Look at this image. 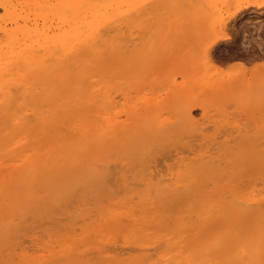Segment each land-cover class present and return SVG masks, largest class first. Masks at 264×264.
I'll return each instance as SVG.
<instances>
[{
  "label": "bare ground",
  "instance_id": "bare-ground-1",
  "mask_svg": "<svg viewBox=\"0 0 264 264\" xmlns=\"http://www.w3.org/2000/svg\"><path fill=\"white\" fill-rule=\"evenodd\" d=\"M156 1H158V2L160 1L161 2V3L159 2V4H161L162 6L159 5V4L157 5V7L159 9H160V6H161V8L162 7H164V8L166 7V10H168V8L170 10V8L173 7L174 10L176 12H178L177 15H176V13H175L174 10L173 11H171V10L170 11H166V12L170 13L168 16H170L171 14H173V15L175 14L176 17L178 16V18H180L179 22H175L177 20L176 19V20L173 21L176 24L173 23V26H172V24L169 23L170 26L168 27L167 26L168 20H169V22L170 21L172 22L171 19L173 18V16H172V18L169 19V17L165 15L166 18L167 17L168 18L166 20L167 21V24H166V26H164V29L167 30V28H168V30L166 32L162 28V31L164 33L161 32L162 35H160V36H162V37L160 39H162V38L165 39V37L167 35L166 33H168V32H169L170 36L172 35V37H173V35H176L175 32H177L179 30H180L179 32L181 33V31L183 30L182 27L185 26L187 23H189V24H187V25H189V27L191 26L190 23H193V24L195 23L196 27H194V28H196V30L193 29V27H192V30H193L192 32L193 33H195L197 31V29H198V31L200 29L202 30L203 27L205 26L206 28H204V29L206 31H204V32L206 34L207 33V30L210 29L209 28V25L207 23H210L211 20H213L214 23L212 21L210 23V26H211L210 32L213 31V33H215L216 35L215 36H211V33L209 34L211 36V41H209V43L212 42V44H213L218 39H224L221 35H218V32L220 31V26L219 27L218 26L217 27H214L215 26V23L217 22V20H216L217 19L216 18L217 16L215 18L214 17H211L212 19H209L210 16L209 17L208 16L206 17V15H205V13L207 12V9H211L213 7L212 5L214 4L213 2H215V0H199V2L198 1H196V2L197 3H200V1H201L200 5H195V6H192V4H191V3H193V0H92V1L87 2L90 5L87 8H85V9H82L85 0H60L57 4L56 3L55 4L57 5V10L56 11L59 14L62 13L61 15H64L67 12H70L69 18L72 21H74L77 18V16H78L77 13L78 12H81V14H83L82 11H85V12L91 13L92 16H95V15L99 14V10L102 12V10H101L102 7L109 8L111 11H112L111 8L116 7L117 10L119 11L118 14H119L120 17H121V15L122 16L125 15L124 13L128 12L129 10L131 11V9H133V13L135 12L134 13V16H132V14H130L131 13L130 12L129 14H126L125 15V18L127 17V15H131L129 17L131 19V17H135V15H136L137 16L136 19H133V22H134L135 20L137 21L138 16L140 14H142V17L139 16L140 18H139V21H137V22L139 23L142 20L140 22L141 24L140 23L139 24L140 25H143L142 23H144V22L146 23V21L148 20V18L150 20V17H149L150 15H151V21L154 19V17L152 16L153 14H151L153 12H149L147 10V8H144V7L145 6H148V4L150 5V2L154 4V2L156 3ZM216 1L218 2L219 0H216ZM196 2H194V3L196 4ZM225 2H226V0H225ZM30 3H31V1H30ZM88 4H86V6ZM153 4H151V5H153ZM221 4H223V1H222ZM127 5L129 6V8L131 6V8L128 9L127 11H125L123 8H125V7L127 8L128 7ZM164 5H167L168 8H167V6H164ZM214 6H216V4H214ZM179 7H181V8H179ZM149 8H152V6H148V9ZM215 8H217V10H218V7H215ZM121 9H123V10H121ZM155 9H157V8L155 7ZM155 9H154V6H153V9L152 10L150 9V10L153 11ZM159 9H157V10H159ZM221 10H223V9H221ZM145 11H146V14L149 12V15H147L148 18L146 17V14L144 15V13H143ZM209 11H208V13H209ZM136 12L139 15H137ZM157 12H159V11H157ZM166 12H164V13H166ZM172 12H174V13H172ZM180 12H181V15H179ZM89 13L86 14V15L89 16ZM213 13H214V11H213ZM107 14L104 11V14L103 15L105 16ZM109 14L113 15V17H114V12H113V14L110 12ZM157 14L155 16H157ZM159 14H162V13H159ZM211 14H212V12H211ZM101 15H102V13H101ZM117 15L115 13V16H116V24L112 25V23L115 21V19L112 16H110L111 18H108L107 17L108 19H106V17H101V18H105V20H106V21L104 20L105 22L103 21V19H101V20L106 25L103 24V26H102V25H100L101 22H99L100 24L97 23L98 21H96V23L98 25H100V28L96 27V24H95V26L90 25V24H85L84 25V28L82 27L83 29H85L84 32L83 31L82 32L80 31V27H79L80 25L79 26H76V27H73V26L71 27L70 24L68 26L69 29L67 28L68 30H64V31H62V30H60V31L59 30H56L57 32H53L52 34H49L48 32H45L44 30L42 32H37L38 29H35V30H37L36 32L31 33L29 31H24V30H22V28H20L18 30L12 31L11 33H6L5 36L7 37V39L0 41V156H2L3 158L4 157H7L6 160H9L11 162L10 164H8V166L6 165L7 163H5V165H6L5 168H3L4 166L3 167L1 166L3 164V162H0V167L3 168V169L0 168V198L2 199V202L0 200V204L3 203V201H4L2 208L5 209L6 211L13 210L14 209L13 207L15 205H17L18 203L20 204L19 201H20L22 192L26 191V196L28 198H32L31 197L32 196V193L35 192V191L32 190L31 184L35 180L40 181V180L44 179L47 176V174H48V170L47 169H50V168H54L55 169V168L62 167V168H64L63 169L64 170V174H70L71 171H69L70 169L68 167H70V166L75 167V165L79 162V160L81 158H85L86 159V157H88V159H89L88 160V163H87V165L85 167V173L87 175L92 176L95 180L101 182V180H103V178L105 179V177L107 176V173H106L107 170H105L107 168V165L104 166L103 163L101 162L102 165L104 167H106L104 169V171H105L106 174H105V176H103L104 175L103 174L104 171L103 170H99L100 168L99 169L97 168V166L98 167L101 166V163L100 164L99 163L96 164V162L98 161V158H96V157H98L97 156L98 154L106 153L111 147L122 148V150H123V148L124 149H128V147H130L132 150H138V151L143 150L148 145H152V143L154 142L155 139L153 141H149V139H147L144 136L145 133L144 134H143V132L142 133H139V130L147 131L148 128L149 129H155L156 126H157V128H158V126L159 127L161 125L163 126V123L166 120H169L167 118H166V120L165 119L160 120V118H159L160 113H158L159 111H161V108H159L160 106L158 107V104L160 102H158V104L156 102H154V104H153V102L148 101V99L145 100V101H143V100L141 101L143 103L142 104L143 105L142 108L140 107L141 105L138 106L139 104H137L138 107L136 105H134V103H135L134 101H133L134 103L132 102V105L133 106L132 105L130 106V102H131L130 101L129 102V107L131 109L129 111L126 109L127 112H124L123 116L121 115L124 119H122V117L119 116L120 113L122 112V111H120V108H119V111L120 112L118 110H116L117 108L114 110V112H112V109L116 107V104L118 103L117 101H119L120 97L121 98L122 97L125 98V96H123V95L124 94L126 95V93L128 91V89L127 90H125V89L130 84V81H133L134 80V79H132L133 76H132L131 79H128V80L125 79V75L128 73V71H126V69L132 71V69H133L132 67H133L134 63L136 61H138L137 60L138 57L141 59V61H143L144 59L142 60V58H143L144 54L146 53V50H148V53L149 54H150V51L149 50H151V56L152 55L153 56L155 55L154 58L151 61H150L149 58H148L149 60H147L149 62L155 61V62H153V64H155V65L156 64L161 65V64H164L166 62H170L171 63V61H173V60L175 62L177 60L176 63H178L179 65H180V62H182L181 65H183V64H185V61H184V63H183V61H180L179 62V60L176 59V58H178L177 56L182 57L180 51H183L184 52L186 49H188V47H186V46H188V43H182V45L185 47V49L182 50V48H184V47L181 46L182 47L181 50L180 51H177V48H180V46H179L181 44L180 41H183L184 42V40H181L182 37H184V36H182L181 38L179 36L178 37L176 36L177 38L174 36L176 38V40L174 39V42L172 44L173 47L169 48L170 47L169 46L170 43L168 42L169 43L168 44L169 47H166L167 49H165L163 52L160 51L161 54H158L157 55V51L155 52V47L157 46L156 44H158L159 41H158V43L155 44L156 46L153 45V43L155 41H153L152 44L149 43V42H151V40L149 39L151 37L150 35H152L153 33L152 34L151 33L150 34H147V33L151 32V31L153 32V30H151V28L153 26V23H152L151 27L150 26H146L148 23L151 22V21L150 22L147 21L148 23H146V25L145 26L143 25V26L144 27H147V28L150 27L149 28L150 30H149V32H147L148 29L145 28V30L146 29L147 30L144 31V33H141V34H145V32H146V34L144 36H147V37L150 36L149 38L145 37V38H147L146 41L148 42V45H147V42L142 41V44H141V41H140L139 43L141 44V46L146 43V47L147 48L144 47L145 48L144 49L145 52H144V50L143 51L141 50L143 48L139 49V51H141V52H139L138 51V44H139L138 41L139 40L137 41V39L140 38V37L143 38L144 36L143 37H142V35L140 36L138 34L139 33L138 32L137 34H138L139 37H137V35H136V37H134V36L132 37L133 33L130 32L131 29L128 32L126 31V30L129 29V26L127 27V29L124 28V23L122 22V19H125V18L122 17L121 19L117 20ZM175 15H174V18H175ZM212 15L215 16V14H212ZM222 15H220V16H222ZM144 16H145V18H147L146 21L143 20L144 19L143 18ZM79 17H80V15H79ZM152 17H153V19H152ZM80 18L78 19V21L82 19V18L81 19ZM84 18H85V16H84ZM166 18H163V20L166 19ZM70 19H68V20H70ZM126 19L128 20V18H126ZM126 19H125V21H126ZM201 19L202 20H205L204 21V25H202L203 24L202 23L203 21L199 22ZM58 20H59V18H58ZM66 20L67 19H64V21H66ZM83 20H85V19H83ZM159 20H161V18H159V16H157L155 21H159ZM155 21H154V24L156 23ZM206 21H208V22H206ZM75 22H76V20H75ZM128 23H129V21H128ZM128 23H125L126 26H127ZM162 23L164 24L165 23V20ZM183 23H184V25H182ZM131 24L133 25V23H131ZM193 24H192V26H195ZM197 24H199L198 25V26H200L199 28H198ZM101 26H102V28H101ZM138 26L139 25H137L136 27H138ZM157 26H159V27H157ZM157 26L154 29H156V31H157V29L161 31V29H160V23ZM141 27H140V30H141ZM144 27H142V29ZM161 27H163V25ZM171 27L174 28V31H173V29ZM169 28H171V30H172L171 32H174L175 34H173V33L171 34ZM178 28H179V30H178ZM61 29H63V28H61ZM99 29H101V30L104 29V30H103V32H101V30H99ZM135 30L136 29H133L132 31L134 32ZM215 30H217L218 32L216 33ZM137 31H138V28H137ZM160 31H158V32H160ZM198 31L196 33H198L199 34L198 37L201 38L200 35L203 32L199 33ZM158 32H157L156 40H157V38L160 37L158 34H161V33H158ZM179 32H177V34ZM154 33H155V31H154ZM185 33L187 34V31H185ZM164 34H166V35H164ZM169 34H168V36H169ZM18 35H20L21 38L16 39V37ZM155 35H156V33H155ZM155 35L154 36L152 35V37L154 38ZM194 35L197 36V34H194ZM145 38H144V40H145ZM185 39H186V37H185ZM208 40H210V39H208ZM167 41H168V39L167 40L165 39V42L160 41L163 44H159V45L160 46L162 45V48H164V43L166 45V42ZM224 41H225V39H224ZM247 42H246V44H247ZM178 43H180V44H178ZM189 43H191V41H189ZM175 44L176 45L178 44L179 47L176 46V48H174V45ZM246 44H245V46H243V48L245 50H246L247 45H248V44L247 45ZM150 45L153 46V49L154 50H152V47H150ZM260 47L258 49V51H259L258 52V56H261V53H260L261 52L260 51L261 49H260ZM160 48L159 49L157 48V50L159 51ZM208 48L205 49V50L203 49L204 50L203 51L204 53H203V57L202 56L201 57L203 58V61H204L205 65L207 63V66L210 65L211 67H214L215 68L216 66H214L215 65L214 59L210 55V53L208 51L209 50ZM248 51H247V54H248ZM153 52H155V53L153 54ZM160 52H158V53H160ZM178 52H180V54ZM262 52H263V50H262ZM176 53L178 55H176ZM148 55L145 56V59H147L146 57H148ZM195 58L196 57L192 58L191 61L196 60ZM248 58H249V56H248ZM141 61H140V63H137L136 65L137 66H139V65L142 66L141 65L142 63H144V64L146 63V61L145 62H142V63H141ZM190 62H188V64H187L188 66L186 65V67L185 66H182L181 67V70H182L181 72H183V69H184V71L188 72L187 74H189L191 72L190 70H193L196 67L195 65H194V68H192L193 66H190V65L196 64V63H194L195 61H193V63L192 62L190 63ZM155 65H153L152 68H151V65L150 66H147L146 69L148 70V67L151 68V69H153L155 67ZM173 67H175V65H173V66L170 65L168 67L169 68L168 71L171 72L172 71L171 69H173ZM190 67H191V69H190ZM199 67L200 68H198V67L195 68L194 71L196 72V70H199L201 68H204V65L202 66L200 64ZM133 70H135V69H133ZM145 70L143 69L142 74L144 73ZM130 71H129V73H130ZM136 71H139V73H140L141 72L140 67H139V70L136 68ZM194 71L191 72V73H194ZM145 72L147 74L148 71H145ZM176 72L178 73L179 71H176ZM176 72H174V73L172 72L171 76L173 78L170 75L167 76L168 77V80L166 81V83H167V87H169L170 91H169V96L165 100L166 101L169 100L170 102H172V101H175V100L178 101L180 98H183L184 99V104H181V105H183V107L181 106L180 108H178L177 106H175L176 107V113H178V116L179 117H182V118L185 117V118H188L190 120V119H192V115H191V110L192 109L199 108L201 110H205V107L200 102H196V101H192L191 102L189 100L191 97L189 98V96L186 95L185 92L183 91L185 89V87L184 86H183L184 88L183 87H179V85H176L174 83V80L173 79H174V75L177 74ZM184 73H181L182 74L181 75L182 77L183 76H186V75H184ZM191 73H190V75H192ZM201 73H203V72H201ZM123 74H125V75L123 76ZM203 75L204 74H202L201 76L198 75V76H200L199 77L200 79L196 75L197 78H195V79H197L198 81H202V80H204V79L201 78ZM122 76L124 77V79H122ZM130 76H128V78H130ZM136 76H138V75H135L134 78H137L139 80L140 78H138ZM165 77H166V75H165ZM206 77H204L205 78L204 81H206V79H207ZM187 79H188V77H187ZM187 79H186V81H188L190 78L188 80ZM195 79L194 80L192 79L193 80V81L191 80L192 82H189V81L187 82L188 84L189 83L190 84L192 83L191 85L189 84V88L190 87L191 88L192 87L197 88L203 82L202 81L201 83H198L199 85L197 86L195 84V83H197ZM126 80H127V82H126ZM138 80H135V81H138ZM135 81H133V83ZM124 82H126V84H123L124 85L123 86L121 83H124ZM138 82H137V84H139ZM213 83L214 82H212V80H211V83H207V85L208 84L211 85ZM215 83H217L215 86L220 85L221 86L220 88L222 90L224 89V91H228V89H230L233 86V83L231 82L230 79H227V81L221 80L219 82V84H218V82L216 80ZM257 83L259 85L261 84V86L264 85V75L259 76V79H258V82ZM134 84H132V85H134ZM137 84L135 86H133V88H132V85L130 84L131 85L130 87L132 89H135V90L137 89V91H138V88L139 87L137 86ZM194 84L196 86H194ZM121 85H122V87H121ZM250 85H253V83H250ZM186 86H188V85H186ZM211 86L214 87V85H211ZM124 87H125V89H123ZM251 87L252 86H250V88ZM162 88H164V87H162ZM189 88H187V89L189 90ZM120 90H122V91H120ZM123 90H125V93H124ZM118 91L119 92H123L124 94L122 95ZM186 92L188 93V91H186ZM116 94L118 96L121 94L122 96L120 95L119 99L115 100ZM138 97H140V96H138ZM138 97H137V99H138ZM126 99H127V96H126ZM133 100H134V98H133ZM123 101H125V100H123ZM136 101L138 103L140 102L138 100H136ZM148 102H150V103H148ZM119 104H122L121 106L123 107L122 100H121V103H118L117 105H119ZM152 104L154 106V110L149 112V110H151L152 107H153ZM149 106H151L150 107L151 109H149ZM166 106H168V105H166ZM129 107H128V109H129ZM158 108H159V110H158ZM84 109H86L89 113L90 112L93 113V111H95V113L98 114V115L94 116L95 114L92 115V113H91V115H90V117L91 116H94L93 118L95 120L92 121V123H94V125L88 123L89 120H90V118H89V115H85V114L82 113V111ZM122 110H125V108L122 109ZM87 111H85V112H87ZM116 111H118V112H116ZM89 113H87V114H89ZM99 114L100 115L103 114V117L101 118ZM86 116L89 119H87V118L84 119V117H86ZM97 117H99L98 120L100 119L99 122H97V120H96ZM96 122H97V124H96ZM63 123H68V124H67V126L66 125L64 126ZM185 123L183 124V126L185 125ZM57 124H60V126H59L60 129L61 128H64L63 131L64 130L66 131L67 127H69L67 129V132H68L69 129H71L72 130V133H75V134H71V132H70L71 130H69L68 134L66 135L67 137H65L63 135H60V133H59V135H58L59 137H58L56 135V132H58V131L61 132V130L60 129L59 130L55 129V128H59V127H57ZM192 127L194 129V126H191L190 128L192 129ZM230 128H232V127H230ZM55 130H57V131L55 132ZM159 130H161V129H159ZM221 131H219V132L221 133ZM230 133H232V132H230ZM233 133H234V131H233ZM43 134H45L46 137L48 135V137L50 139V143H49V145H47V147H44L41 144V140L39 139V137L41 138ZM186 134H188V130H187V133ZM198 134L199 133H196V135H198ZM74 135H75V137H73ZM190 135H193V134H190ZM196 135H193V136H196ZM242 135L240 134L241 137H238L237 138L235 136V134H234L233 138L223 139L222 141H219L218 138H216L218 136H216L214 138L213 135H212L213 138L210 139V137H208L209 140H205L204 142L202 141L203 143L201 142V140H204V138H202V136H201V140H200L201 143L200 144H196L194 142H193V144H189L185 140H184L185 142H183L181 140H178V139L175 140V138H173L175 140V143L174 142L171 143L173 146L171 145L172 148L170 147L173 150L170 151L171 149H169V147H166L165 149H168L166 151L167 154L165 153V151L163 152V155L161 154L162 155L161 156L162 158L164 156V158L171 160V162L173 161L172 164H170V163L169 164H166V160L165 159H162V162L161 163H163V165H165V168H164V171H165L164 173L165 174H163V167H161L162 172L160 171V169H158V167L156 168V165L159 164V162H158L159 159H161L160 156H159L160 158L158 159V161H155V162H158V164L156 163V165H155V162L153 161L155 166H153V163L151 161L149 162V164H152V166H153V167H150L149 166L150 169L153 168L154 169L153 171H156L157 174L156 173L155 174L150 173V171L148 170L149 168L146 169V166H145L144 168L146 169V174H147V172H149L146 175L147 178H145L143 176V175H145V171H143L145 169H142L141 170L142 173L144 172L143 175H141V176L145 179L141 183H143V185H144V182H145L144 188L147 189V190H145L143 188L144 189V192H143V189L141 191L144 194L147 191L146 194H145V195H147L148 192L150 193V190L153 191V189H154L155 190L154 192L156 193V196L151 195L152 193H150V195H151V197L149 195V197L151 198L150 201H152V200L155 201V199L157 200V198H156L157 196H161L160 198L163 199V200H165V198H163L162 196H164V197H167L168 196L169 197L171 195L172 197L177 198L179 196V190H178V188H181V186H182L183 189L185 188L188 191V189H187L188 186L181 185V180L182 179H180V177L182 178V176H184V177L186 176L187 178H190L189 181H192V183L194 182V186L196 184V186L198 185L203 190V192L201 194L203 196H205V197L202 198L204 201L202 199H200V198L199 199L201 201L199 199L196 200V201H200L198 203H201V206L199 204L198 207H197V209L195 208V210L194 209L192 210L191 209L192 206L190 204V208L187 206V208L185 209L186 211L187 210H190V212L187 211V212H189L188 213L189 215H190V213L193 214L190 217L188 215L187 216L188 219L183 218L185 216H182L181 215V213H182L181 211L184 212V208L186 206L184 208H182L181 211L175 212V213H178V214H174V213H171L170 214L171 216H172V214H174V218L175 217L176 218H179V219H176L175 218L177 221H175V220L172 221V222H175V224L177 222V225L171 224L172 222H169L170 225H174V226L173 227L172 226H169V227L166 226L167 225V224H165L166 221L163 222V219H162V221H159L162 218L160 216V213H158L159 215L157 216V219H159V216L161 217L158 221H157V219L155 217H153V222H154V219H155V221H157L156 224H159V223L161 224L162 223L160 227H165L166 226L164 228V230L166 229V231H165L166 233H167L168 229H170L171 227L172 228H176L177 227L176 229H173V230H176L175 231V235H174L175 238L177 236H179L180 234H181L179 236L180 239H184L183 237L187 238L188 235H186V234H189V232L191 231L190 233L197 234V236H200L199 237V240H203V241H204V239H203L204 236L203 237L201 236L203 233H205L203 235H206L205 236L206 238L207 237H210V233H212V235H213V233H233L232 236H234V235H241V233H251V235L253 236V237L250 236L251 239L248 238L249 239L248 245L250 244L249 246H247V243L246 244H244V243L242 244L241 242H236L240 237L237 238V236H235L237 238V240L234 238L233 240L228 241V242L220 241V242L214 244V246L210 250H208V251H207V248H205V250L207 252H205V250H204V253H200V258L198 259L200 264H201L200 261L203 262L204 260H208V262L205 261L207 264H210V262H211V264H214V261H215L214 256L223 259L224 260V263L223 262H220V263H223V264H245L243 262V257L241 255L242 254H243V256L246 255V257L249 258V256H250V255H248V254H250L249 251L253 247H254V251L256 249V247H255L256 244H252L251 245V242L252 241L254 242L255 240H256V242H258L261 239V237L264 236L263 235V236L259 237L260 235H258V233H260V234L261 233H264V163L261 162V160H264V138H261L262 136H260L261 139H259L257 136H254V138H251V137L242 136ZM29 136H32L33 137V141L35 142V144H37V147L36 148L33 147L34 149L32 148V151L33 152L31 154H29L27 150H24V152H21V153L19 152L20 154L19 153L17 154L15 151L18 148V146H21V141L24 138L27 139ZM69 136L73 137L72 138L73 141L70 142V143H68V144H65L66 141H68L69 139H70V141L72 140L71 138H69ZM170 136L171 135H169V137ZM182 136H181V138H182ZM55 137L56 138L58 137L57 139H59L60 141L62 140V143L59 140L56 139L57 142L58 141L60 142V143L59 142L57 143L54 140ZM64 137L67 138V139L65 140ZM186 137H189V135L186 136ZM198 139H200V138H198ZM53 140L56 143V145H59L56 149H54V151L51 150V149H53L51 146H53L55 144L53 142ZM159 140H161V139L159 138ZM167 140L168 139H165V141H167ZM193 140H195V139H193ZM26 141H28V140H26ZM26 141H25V144H26ZM191 141H192V139H191ZM180 142H182V143L179 144ZM52 143H53V145H52ZM22 144H24V141H22ZM159 144L160 143H158V145ZM176 144L178 146L181 145V146L187 147V148H184V149H188V151L187 150L184 151V149L181 150L182 149L181 146H179L180 147V150H179V147L178 146L176 147ZM194 145L197 146V147H195ZM30 146H28V148ZM165 146H163V147H165ZM157 147H159V146H157ZM23 149L24 148H22V150ZM18 150H20V148ZM51 151H53V152H51ZM118 152H119V150H118ZM145 152H146V154H148L147 153L148 152V149ZM116 153H117V151H116ZM116 153H114V151H113L112 154L113 155H118V153L117 154ZM112 154H110V155H112ZM130 154H132V153H130ZM134 154H136V153H134ZM157 155H160V154H157ZM109 156L108 157L106 156L107 159H110V158H113L114 157V156H112V157L110 156V158H109ZM121 157H123V156H121ZM125 157L127 158V156H125ZM3 158H0L1 161H3ZM119 158H120V156H119ZM148 158L149 157H147L146 160H148ZM157 158L158 157H156V160H157ZM114 159L115 160L116 159L119 160L118 158H114ZM125 159H124V161H125ZM142 159H143V156H142ZM153 159H154V157H153ZM115 160H113V161H115ZM120 161L122 162V159ZM142 161H144V160H142ZM164 162H165V164H164ZM126 164H128V163H126ZM143 164H146V163H143ZM143 164H141V165L144 166ZM256 164H260V165L256 166ZM113 165H116V164H113ZM119 165H121V164H119ZM123 165H125V164H123ZM129 165H131V164L129 163ZM137 165L139 166V163ZM172 165L176 169L178 168L179 170H180V168H182V172H179L178 169L177 170L174 169V171H176V173H175L173 171ZM131 166H133V165H131ZM158 166H161V165L159 164ZM109 167H111V166H109ZM134 168H136V167H134ZM140 168H142V167H140ZM155 168L158 169V170H155ZM171 170H172V172H171ZM110 172H113L114 173V171L112 169H111ZM139 172H140V170H139ZM72 175H75V173L72 174ZM164 175H166V177ZM109 176L111 177L112 175L108 174V177ZM245 177H246L247 180L245 179ZM137 178H138V176H137ZM242 178H244L246 180V183L243 182ZM115 179H116V177H115ZM207 179H209V180H207ZM210 179H211V181H210ZM225 179H227V181L226 182L224 181L225 182L224 183L223 180H225ZM85 180H82L81 182H83V181L85 182ZM207 181H210V182H207ZM255 181L257 182L256 184H255ZM182 182H183V180H182ZM205 182L207 184H205ZM221 182H222V184H221ZM39 183L40 182H38V185H41ZM125 183H124V186H122V185L121 186L122 187H125ZM210 183H212V184H210ZM258 183L261 184L262 188L261 189L258 188V190H256L257 187L255 185H258ZM12 184H15V187L13 189H10V191H8V189L13 186ZM92 184H94V183H92ZM101 184H102V182H101ZM122 184H123V182H122ZM208 184L212 185L211 186L212 188L210 187L211 188L210 191L209 190L208 191H204V188L206 187V185L207 186H210ZM85 185H87V184L85 183ZM97 185H99V183H97ZM103 185H105V188H109L110 190L112 188V187L106 186L108 184H103ZM243 185L245 186L244 188H243ZM54 186H53V189L55 187L57 188V186H55V187ZM76 186H77V184H76ZM80 186H81V184H80ZM133 186H134V184H133ZM198 186L195 188V189L198 188V190H197L198 192L197 193L200 192L199 191L200 188ZM58 187H59V185H58ZM83 187H81V188H83ZM138 187H139V185H138ZM147 187H150V188H153V189H150V188H147ZM37 188H38V186H37ZM40 188L42 190V187H40ZM44 188H45V186H44ZM97 188H98V186H97ZM102 188L103 187H101V190H102ZM206 188H208V187H206ZM86 189H89L90 190L89 186L86 187ZM86 189H85L84 193H86V192L89 191V190H86ZM148 189H150V190L148 191ZM38 190L39 189H36L37 192H38ZM73 190H76V189H73ZM123 190H126V189L124 188ZM186 190H184V191L187 192ZM113 191L114 190H112L111 192L113 193ZM127 191L130 192V190H127ZM141 191H139V192H141ZM180 191H181V189H180ZM37 192H35V193H37ZM39 192H40V190H39ZM44 192H47V191H44ZM49 192H50V190H49ZM89 192L91 193V190ZM103 192H105V191H103ZM103 192L100 191V193L104 194ZM116 192H117V190H116ZM124 192H126V191H124ZM129 192L124 193V195L125 194L128 195V194L131 193V192L130 193ZM58 193H60V192H58ZM136 193H137V191H136ZM143 193L141 194L142 197L145 196V195L143 196ZM180 193H183V192H180ZM41 194L42 193L40 192V194H38V195H41ZM65 194L66 193H64V195ZM86 194L88 195L89 193H86ZM137 194H138L137 196H140L141 197L140 193H137ZM61 195H57V197H59V196L62 197ZM105 195H104V197H106ZM112 195H114V193ZM112 195H108L107 198L109 196L110 197H113ZM118 195H119V193H118ZM118 195L115 194V196H118ZM46 196H47V194H46ZM69 196H70V194L68 195L67 198H69ZM137 196H136V200H134L135 201V204H137L140 201V200L137 199ZM184 196H185V194H184ZM190 196H193V195H190ZM190 196H189V198L190 199L192 198V200L195 201L194 198H196V197L193 198V197H190ZM93 197H94V194H93ZM125 197H123L121 199L120 204H122L121 203V202H123L122 200H125L126 199ZM142 197H141V201L140 202L143 201L142 200ZM147 197H145V199ZM149 197H148V199H150ZM33 198L35 200H38L35 197H33ZM63 198L64 197H62V200H63ZM131 198H134L135 199V197H133V195H132ZM131 198L130 197L127 198L126 201L128 199L132 200ZM185 198H186V196H185ZM189 198L187 197V199H185V200H187L186 201V203H187L186 205H189V201H190V200H188ZM65 199H66V197H65ZM170 199H172V198H170ZM177 199H179V198H177ZM41 200H42V198H41ZM45 200H47V198ZM119 200H118V202H119ZM146 200H144L145 202L143 201V204L147 203L148 200L147 201ZM167 200H166V202L169 204V201H167ZM173 200L175 201V199H173ZM49 201H50V199H49ZM59 201H60V203L62 202L61 200H59ZM115 201H117V199L112 202V203H114V208H116L115 210H113L114 208L111 209L113 212L116 211V210L118 211V209L119 210L123 209V210H121V213L123 211L125 213H127L126 211L133 210V207L134 206H131V204L129 202H128V204L132 207L131 209H130V207L128 208V207H123L122 206V205L125 206V204H127V202H125V201H124L125 204H122V205L119 204V205H117L118 207L119 206L122 207L120 209V207L119 208L118 207H115V203H116ZM159 201H161V200L159 199ZM159 201H158V205L162 204L161 202L159 204ZM174 201H173V204L174 205L171 204V206H170V204H169L167 206H169L171 208L173 206L172 209H174V208L179 209V205L181 206V204L176 205V207H174L175 204H176V202H174ZM44 202L49 203L48 201H44ZM100 202H101V200H100ZM130 202H132V201H130ZM46 203H44V204H46ZM53 203H56V202L53 201ZM112 203H110L108 201V204L111 205V208L113 207ZM133 203L134 202H132V204ZM170 203H171V201H170ZM178 203H180V201ZM104 204H105V202H104ZM141 204H138V206H140ZM41 205H42V203H41ZM147 205H148V207H152L153 206V205L150 206L148 203H147ZM147 205L145 204V206H147ZM26 206H28V209H29V204L28 205L26 204ZM96 206H94L95 207V213L96 214H99L100 213L99 210H102L103 209V211L106 212V210L108 209V207H104V208H106V210H104V208H102L100 205H99V207H100V209H99V207L98 206L96 207ZM145 206L142 207V208L145 209L146 208ZM65 207H67V206H65ZM135 207H136L135 209L138 210V207L136 205H135ZM169 207H163L162 208V214L165 213V216H166V212L164 211V209L165 210L166 209L170 210ZM2 208H0V209H2ZM35 208H36V206H35ZM57 208H58V206H57ZM96 208H97V210L99 212L96 210ZM125 208H128V209L126 210ZM142 208H139V209L141 210ZM17 209H19V208H17ZM17 209L15 207V210H17ZM177 209H174V210L176 211ZM41 210H40V212H41ZM49 210H51V209H49ZM52 210H51V212H52ZM140 210H138V211H140ZM150 210L149 211L150 212H153V215H154V213L156 212L154 210V208L152 207V209H150ZM0 211H2V210H0ZM4 211H3V213H4ZM103 211H101V214H99V215H103L102 217L105 216V221L104 222H106V221L109 222L110 220L108 221V219H110L111 216H114V217L116 216V218L118 219V217L121 215L120 212H119V214H118L119 216H118L117 215V213H118L117 211L115 212L116 215L114 213H112V211L110 213L109 210H108L109 212H106V213H103ZM145 211H144V215H143V211H142V215L140 214V212H138L137 213L138 216L140 214L141 216H143L142 219H144L145 218V214H147V212L145 213ZM44 212L45 211H43L41 213H44ZM130 212H132V211H130ZM133 212H134V210H133ZM133 212H132V214H133ZM187 212H184V213L187 215ZM3 213L2 214L0 213V216H3L5 214V213L4 214ZM15 213H17V212H15ZM35 213H36V215H38L39 211L36 212V210H35ZM108 213L110 214V216H108ZM125 213L123 214V216L125 215ZM129 213H127L128 216L131 214V213L130 214ZM135 213H136V211H135ZM169 213L170 212H167V214H169ZM6 214L8 215L10 213L8 212ZM6 214H5V216H7ZM22 214H23L22 217L24 218L25 217L24 216V213H22ZM96 214H95V216H96ZM127 214H126V216H127ZM148 214H150V213L148 212ZM12 215L13 214L11 212V216ZM36 215H35V217H36ZM46 215H47V213H46ZM99 215H98V217H100ZM178 215L182 216V218H180V216H178ZM76 216H77V214H76ZM76 216H75V218H76ZM93 216H94V213H93ZM123 216L121 218L119 217L120 221L122 219V221H125V222L126 221L127 222H130V221L132 222V224L130 226H128L129 224L127 222H126L127 223V226L125 225L126 223L124 224V223H122V221L120 223L121 226H124L125 225L126 228H128V232H127L126 228L124 229L122 227L123 229H121V227L120 228H118V226L115 227L116 226L115 224L117 222H119V221H117V219L116 218H113V217L111 219H113V221L115 220L114 221V223H115L114 224L115 225L114 227L117 228L118 232L120 231L119 229H121L123 231L126 230L125 232H123V231L119 232V235H121V234L123 235V233H127L126 235H123V237L126 236V240H124L125 244H123V245H126V241L130 240V238H131V240H133V242L134 241H135V243L137 242L136 244L132 242L133 247L131 245V240L127 242V245H129V247L131 245V247H132V248L131 247L129 248V249H131V253H132L134 251V250L132 251V249H135V251H136V248L138 246L139 247L137 248V250L142 249L141 243L143 244V241H144V244H145V242L148 239V237L151 236V233L149 232L150 234H149L148 237L146 236L147 238H145V240H142L144 238V236H143V238L140 236L142 239L139 238V237H138L139 239L138 238L135 239L136 237L133 238L135 236V233H134L135 230L134 231H131V232H133V234H130L129 235V233H131V232H129V230L132 229V228L129 229V227H133V224H134V226L135 225H139V222L140 221L137 222L138 224L137 223H134V222H136L134 220L133 221L132 220L128 221L130 218L133 219V215H131L129 218H127L128 216L127 217L124 216L128 220H126L125 218L123 219ZM135 216H134V218H135ZM141 216H140V218H141ZM149 216H152V215L150 214ZM37 217H40V213H39V216H37ZM83 217L84 218H82V220L84 219V221H86L87 217L85 215ZM98 217H96V218H98ZM102 217H100V218H102ZM106 217L108 218L107 220H106ZM8 218H9V216H8ZM11 218L13 220V217H11ZM90 218L91 217H89L88 219H90ZM150 218L151 217H148L147 216L146 219H148V222L145 219L146 220V221H144V222H146L145 225L142 222L143 225H144V227H146V225L148 223H150V221H149ZM165 218H167V217H165ZM24 219H22V221ZM42 219H44V217L41 218V220ZM142 219H140V220H142ZM169 219L170 218H168V220ZM184 219H186V220H184ZM228 219H230L231 222L233 223V226H234L233 228L227 227V226H229L228 223H227L228 225H225L224 224V221H228ZM17 220H18V218H17ZM79 220H81V219H79ZM168 220H167V223H168ZM8 221L9 220L7 219L6 222H8ZM98 221H101L102 224H103V220L102 219L101 220H98ZM98 221H96L95 223L90 224L92 222L91 221L89 223V225H88L90 227V229H91V225H92V227L95 228L96 225H97V223H99ZM169 221H171V220H169ZM2 222L3 223H0V227L1 226H6V223H4L5 222V219ZM75 222H78L79 223V221H75ZM101 222H100V226H101ZM153 222H152V224H154ZM24 223H25V221H24ZM24 223H23V225H24ZM163 223L165 224V226H163L164 225ZM117 224H119V223H117ZM156 224H154V226ZM84 225H85V222H84ZM112 225H110L109 227H111ZM15 226H17V225H15ZM88 226H87V222H86V227H88ZM100 226H98V228H100ZM106 226H107V224H105V228H103V225H102L101 229L106 230V232L107 231L109 232V231L112 230L111 228H110L111 230L110 229L109 230L106 229ZM151 226H153V225H151ZM156 226H158V225H156ZM72 227H71L72 230L74 229L73 231L76 232L78 235H80V233H81L80 230L82 231V229L80 228L81 225L78 226V227H76V228H74V226H72ZM86 227L84 226V229H86ZM109 227L107 226V228H109ZM158 227H156V228H158ZM167 227H168V229H167ZM71 228H69L70 229L69 232L71 231V233H72L73 231L71 230ZM78 228H80V229H78ZM94 228H92V229H94ZM98 228H97V230L100 232L101 230L98 229ZM156 228H152L153 231ZM148 229H150V227H148ZM137 230H141V234L143 233L142 231H144L141 228L139 229V227H137ZM27 231H29V230H27ZM67 231H68V229H67ZM78 231H79V233H78ZM98 231H94V234L93 235H95V233L97 232L96 236H98V234H99L100 240H102L103 237H106V236H102L104 234L103 233L100 234ZM158 231L159 230H156L155 231L156 234H159V233H157ZM101 232H104V231H101ZM115 232L117 233L116 230H115ZM50 233H52V232H50ZM82 233L85 234V233H88V231L87 232H83L82 231ZM82 233H81V235H84ZM137 233H139V232H137ZM154 233L152 235L153 237L156 236V234H154ZM166 233H165V235H166ZM176 233H178L177 236H176ZM182 233H184L185 236H183L184 234L182 235ZM238 233H240V234H238ZM252 233H255V234L253 235ZM8 234H10V232H8ZM67 234H68V232L65 234V236L67 237L66 239H68V236L69 237H72L73 236L70 233H69V235H67ZM89 234L92 235L91 232L88 233V235ZM76 235H75V237L73 236V239L76 238L77 241L78 240L82 241L80 238H77L78 235L77 236ZM86 235H84V236H86ZM88 235H87V237H88ZM90 235H89V237H90ZM105 235H107V237L105 239L106 242H104L103 246L106 244L105 246H107V250H109L108 248L112 249L111 247L113 246V243L115 241L119 240V242H120V239L119 238H121V240L123 239L122 236L121 237L118 236V239L116 237L117 240H115V239L114 240H111L112 239V235L109 234L110 235L109 237H111L110 239H109L107 233H105ZM11 236L13 237L14 234L11 235ZM11 236H10V238H11ZM15 236H14V238H15ZM54 236H55V232H54ZM65 236H63V237H65ZM84 236H82V237H84ZM171 236H173V234ZM181 236H182V238H181ZM49 237H50V235H49ZM51 237H52V234H51ZM60 237H58V238H60ZM95 237H94V239H89V241L91 242L93 240V242H94ZM128 237H130V238L127 239ZM153 237H149V240L147 242H149L150 239L153 238ZM159 237H162V235L159 236ZM179 237H178V239H179ZM96 238L98 239V237H96ZM241 238H242V235H241ZM252 238H253V240H252ZM2 239H4V237ZM53 239H56V237H54ZM60 239H58L59 240V244L56 243L57 239L54 242V243H56V245H61L62 246V247H59L58 249H57V247L55 249H53L55 245L52 244L53 243L52 242L53 240L50 239L51 242H52L51 243L52 245L50 244V246L53 247V248H51L49 246L51 248V252H52V249L54 250V253H55V251H57L55 253L56 254L55 258H54V256L51 255V254H53V252L51 253V252H47V251L46 252L48 254H50V255L46 256V254H45V256L44 255L41 256L43 254V252L41 250V255L40 254H39L40 256L38 255L40 257L39 258L40 261L38 260V263H37V261H36V263L34 261H33L34 263H32L31 262L32 261L31 260V255L28 254V257H30V258H27V256H26L27 253L26 252H25L24 255H25V257L27 259H24L23 262H25V264H46L44 262L45 261H49L48 260V257L52 256L54 259H56L57 256H58L57 253H59V252H60V254L62 252H64L65 254H70V252L73 249V246L75 244H70V241H71L70 239L71 238H69V244H67L66 246H64L65 244H63V243L64 242L67 243L68 240L65 241L63 239V242L61 240V243H60ZM73 239H72V241H73ZM107 239H108L109 242H113V243L112 244L111 243H107ZM169 239H168V241H169ZM257 239H258V241H257ZM171 240H173V239H171ZM187 240H188V238H187ZM205 240L208 241V239H205ZM209 240H211V237H210ZM25 241H26V239H25ZM32 241H35V240H32ZM80 241H78V242H80ZM89 241L86 240L85 241V244L83 243L84 241L83 242H80L78 244L79 246H82L83 245L82 248L84 250L82 249V251H83V253L85 251V254H86V252L90 254L91 251L92 252H93V250L96 251L98 248L102 247L101 246L102 245L101 243H100L101 245L98 244L99 247H97L98 245H95L93 243H91L92 246L90 244H88V243L86 244V242H89ZM97 241L99 242V240H96V242ZM180 241H182V240H179V242ZM15 242H16V240H14L13 245H14ZM74 242H75V239H74ZM119 242H117V243H119ZM153 242H155V241H153ZM160 242L162 243L163 241L160 240L159 242L154 243V244H156L157 247H155L154 245H152V246L155 247V249L153 251L151 250L152 249L151 246H150L151 248L149 246H148L149 248L147 247L148 248L147 250H151L152 251V255H147L146 257H139V258L138 257H133L132 259H130L128 261H125V259H124L125 262H121V261H118L119 258L116 259V258H111L110 256H108L107 258H105L106 260L105 259H103V260H105L104 261L105 264H170L169 261L170 262L173 261V260H171L170 256H168L169 259L168 258L167 259H163V258H165L167 256H165V255L162 256L161 255L162 258L160 256V258L157 259V260H154V259H153V261L151 260L153 254L156 255V256H159V255L155 254L154 252H156V249H158V247H160V245H161ZM173 242L176 243L177 240L176 241H173ZM189 242H190V240H189ZM34 243L36 244L37 241L34 242ZM77 243H76V245H77ZM81 243H83V244H81ZM166 243H167V240H166ZM237 243H238V245H237ZM239 243H241V244H239ZM108 244H110L111 246L108 247ZM5 245H7V244H5ZM13 245H10V247L13 246ZM68 245H70L71 247L68 246ZM76 245L74 246L75 247L74 248L75 251H72V252H76V253H74V255H76L77 253L80 254V252H82L81 249L80 250L78 249V248H81L79 246L77 248L78 250H76ZM94 245H95V247L97 249H92V248H94ZM117 245H119V244H117ZM117 245L115 244V247L116 248L113 247V253H114V249H118L119 247L121 249V247H123L122 244H120L121 246H117ZM134 245L135 246L137 245V247L134 248L135 247ZM241 245L243 247L245 245L247 246V249L249 251H246V249H244V250L246 252H248V254L247 253L244 254L245 252L244 253L243 252L242 253L240 252V250L243 248ZM87 246H90L92 248H89V247L87 248ZM182 246L184 247V245H182ZM182 246H180V248ZM49 247L46 246V248H48V251L50 250ZM186 247H189V248H187L189 250L192 246H189V244L187 245V242H186V246L184 248L186 249ZM5 248H7V247H5ZM11 248L15 249V246H13ZM19 248L20 247H18L16 249V251L14 250L15 253L17 252L18 257H20L19 254H21L20 252L17 251ZM46 248H43L44 249L43 251H45ZM126 248H128V246ZM126 248H124V249L122 248V249L124 251L129 250V249L125 250ZM176 248H178V247H176ZM176 248H174V249H176ZM184 248H182V249H184ZM90 249H92V250L90 251ZM145 249H146V247H145ZM194 249H195V247H192L191 248L192 251ZM20 250L23 253V249H20ZM107 250H98L99 256L104 255V257H105L106 255H105V252L104 251H107ZM238 250H239V252H238ZM244 250H241V251H244ZM14 251H12V252H14ZM110 251H112V250H109L108 252L110 253ZM5 252L7 253L8 251L6 250ZM0 253H3V252L0 251ZM98 253H95L94 255H96V254L98 255ZM109 253H108V255H109ZM127 253H129V252H127ZM190 253H189V256H188V254L186 255V256H188V258H186L185 256H183V258H185L187 260V261H185V264L186 263L187 264L188 263L189 264H192L194 261H197L198 262V260H196V259L199 256L197 258L195 257L196 259H194V256L195 255L193 256V254L192 253L190 254ZM237 253H241V254L239 255ZM255 253L257 255V252L256 251H255ZM7 254H9V252ZM121 254H123V253L122 252L120 253V252L117 251L116 253H114V257L120 256ZM162 254H164V252ZM167 254H169V253H167ZM177 254H179V252ZM201 254H202V256H201ZM203 254H204V256H203ZM206 254L208 255V257L205 259V257L207 256ZM15 255H13V256L16 257ZM0 256H1V254H0ZM33 256H35V255H33ZM191 256H193L194 261H193V259H192ZM21 257H22V255H21ZM79 257L81 258V256H79ZM130 257H131V255H130ZM172 257H174V256H172ZM202 257H204V258H202ZM58 258H57V260H59ZM95 258H97V257H95ZM95 258H93V259H95ZM127 258H129V257H127ZM257 258L258 257H256V259H255L256 261H258ZM50 259H51V257H50ZM84 259H82V260H84ZM160 259H162V260H160ZM4 260H7V259H4ZM57 260L54 261V262H58ZM62 260L64 261V259H62ZM67 260H68V258H67ZM89 260H91V259H89ZM103 260H100V261H103ZM211 260L213 261V263H212ZM12 261H13V259H12ZM16 261H18V260H16ZM51 261L53 263V260L52 259H51ZM78 261H79V263L82 262V261H80V259ZM86 261H87V259H86ZM95 261H98V260H95ZM0 262H2V260ZM4 262H8V261H4ZM76 262L77 261H75V264H76ZM104 262H102V263H104ZM15 263H17V262H15ZM253 263H255V262H253ZM256 263H260V262L258 261ZM4 264H6V263H4ZM19 264H20V262H19ZM47 264H48V262H47ZM50 264H51V262H50ZM85 264H88V263L86 262ZM89 264H91V263H89ZM96 264H101V262H97ZM195 264H197V263H195ZM203 264H204V262H203Z\"/></svg>",
  "mask_w": 264,
  "mask_h": 264
},
{
  "label": "rangeland",
  "instance_id": "rangeland-1",
  "mask_svg": "<svg viewBox=\"0 0 264 264\" xmlns=\"http://www.w3.org/2000/svg\"><path fill=\"white\" fill-rule=\"evenodd\" d=\"M30 1H31V3H30ZM60 0H0V41H2V40H5V39H7V37L5 36V34L6 33H11L12 31H14V30H18V29H20V28H22V30H24V31H29V32H31V33H34V32H36L37 30H35V29H38V31L37 32H42L43 30L45 31V32H48L49 34H52L53 32H57L56 30H62V31H64V30H68L69 28H68V26H69V24H70V26L72 27H76V26H79L80 27V31L82 32H84V30L85 29H83L84 28V25L85 24H90V25H93V26H95V24H96V27H98V28H100V25H102L103 26V24H105L104 22L106 21L105 20V18H101V17H106V19H108V18H111L110 16H112L113 17V15H111V14H109L110 12L113 14V12H114V19H115V23L113 22L112 23V25H114V24H116V16H115V13H116V15L118 14V10H117V8L116 7H113V8H111L112 9V11L109 9V8H104V7H102L101 8V10H102V12L99 10V14H97V15H95V16H92L91 15V13H89V12H85V11H82L83 12V14H81V12H78L77 14H78V16H77V18L75 19L76 20V22H75V20L74 21H72L70 18H69V15H70V12H67L66 14H64V15H61L62 13H58L56 10H57V3L59 2ZM89 1H92V0H85V2H84V5H83V8L82 9H85V8H87L90 4H88L87 2H89ZM196 1H198L199 2V0H193V3H191L192 4V6H195V5H200V3H201V1H200V3H197ZM222 1H223V4H221L222 3ZM160 2V1H159ZM159 2L158 1H156V3L154 2V4L153 3H151L150 2V5L148 4V6H152V8H149L148 9V6H145L144 8H147V10L149 11V12H153V13H151V14H153L152 16L154 17V19L156 20V17L157 16H159V18H161V20H159V21H155L154 19H153V17H152V19L156 22L155 24H154V21L152 20L151 21V15L149 16L150 17V20H149V18L147 17V15H149V12L146 14V11L145 12H143L144 13V15L146 14V17L148 18V20H147V18H145V16L143 17L144 19V21H148V22H150V23H148L147 21H146V23H148L147 25H146V23L144 22V23H142L144 26L146 25V26H150L151 27V25H152V23H153V26H152V28H151V30H153V32L151 31V32H149V28L150 27H144L143 25H140L141 23V21L138 23L137 21H139V18L140 17H142V14H138L137 12V15H139L138 16V18H137V21L135 20L134 22H133V19H136V15H135V17H131V19L129 18L131 15H127V17L126 18H128V20L125 18V15L126 14H129L130 12V14H132V16H134V13H133V9H131V11L129 10L128 12H126V13H124L125 15H121V17L119 16V14L117 15V20H119V19H121L122 17L123 18H125L126 19V21H125V19H122V22L124 23V28L125 29H127V27L129 26V29L128 30H126L127 32L128 31H130V29H131V31L130 32H132L133 33V35H132V37L134 36V37H136V35H137V37H139L138 36V34L141 36L142 35V37L146 34V32H145V34H141V33H144V31H146L147 29H148V31L147 32H149V33H147V34H152L153 36L155 35V33H156V35H155V37L153 38L152 37V35H150L149 37H147V36H144L143 38H138L137 39V41H138V43L141 41V44H142V41H145V42H147L146 41V39L147 38H149L150 40H151V42H149V43H153V41H155L154 43H153V45H155L156 43H158V41H159V43L158 44H156L155 46V52L157 51V55L158 54H161V52H163L165 49H167L166 47H169V48H171V47H173V42H174V39L176 40V38L179 36L180 38L182 37V36H184V37H182V39L181 40H184V42L183 41H180V43H178V44H180L179 46H180V48H177V51H180L181 50V48L182 47H184L183 45H182V43H188V46H186V47H188V49H186L184 52L183 51H180L181 52V56L182 57H179V56H177L178 58H176V59H178L179 60V62L180 61H183V63H184V61H185V64H183V65H181L182 64V62H180V65L178 64V63H176L177 62V60H176V62L173 60V61H171V63L170 62H166V63H164V64H161V65H158V64H153V62H155V61H153V62H149V61H147V60H149L150 59V61L154 58V56L152 55L151 56V50H149L150 51V54L148 53V50H146V53L144 54V56H143V58H142V60L143 61H141V59L138 57L137 58V60L139 61H141V63L142 62H145L146 61V63L144 64V63H142L141 65L142 66H140L139 64V66H137L136 64L137 63H140V61L138 62V61H136L135 63H134V65H133V69H135V70H133L132 69V71H130V70H128V69H126V71H128V75L126 74H123V76L125 75V79H131L132 78V76H133V78L132 79H134L133 81H135V80H138L137 78H134L135 77V75H138V76H136V77H138V78H140L138 81H135L134 83H133V81H130V84L132 85V84H134V85H132V88H133V86H135L136 84H137V82L139 83V84H137V86L139 87H137L138 88V91H137V89L135 90V89H132L130 86V84L126 87V89H125V87L123 88V89H125V90H127L128 89V91H127V93H126V95L124 94L125 93V90H123L124 91V93L123 92H119V93H121L123 96H125V98L124 97H120V95L118 96L117 94H116V96H115V100H117V99H119V97H120V99L122 100V103H123V107L121 106L122 104H119V105H117L118 103H121V100L119 99V101H117L118 103L116 104V107L115 108H113L112 109V112H114V110L116 109V110H118L119 111V108H120V111H122L121 113H120V117H122L123 116V114H124V112H127V110L129 111L131 108L129 107V102H130V106L132 105V102L134 101L135 103L137 102L136 100H138V101H140L139 103L137 102L136 104L134 103V105H136L137 106V104H139L138 106H140L141 108H142V100L143 101H145V100H147L148 99V101H150V102H153V104H154V102H156L157 104H158V102H160L159 104H158V107L159 108H161V111H159L158 113H160V115H159V118H160V120H162V119H165L166 120V118L167 119H169V120H166L164 123H163V126L161 125L160 127L158 126V128L159 129H161V130H159L158 128H157V126L155 127V129H147V131H142V130H139V133H142L143 132V134H144V136L147 138V139H149V141H153L154 139V142L152 143V145H148L145 149H143V150H140V151H138V150H132L130 147H128V149H124L123 148V150H122V148H115V147H111L106 153H102V154H98L97 156L98 157H96V158H98V161L96 162V164L97 163H103V165L104 166H106L107 165V168L106 167H104L103 165H102V163H101V166H97V168L99 169V170H103L104 171V169L105 170H107V176L105 177V179L103 178V180H101V182H102V184H101V182L100 181H97V180H95L92 176H90V175H87L86 173H85V167H86V165H87V163H88V157H86V159L85 158H81L80 160H79V162L75 165V167H73V166H70V167H68L70 170L69 171H71L70 172V174H64V168H62V167H60V168H50V169H47L48 170V174H47V176L44 178V179H42V180H40V181H38V180H35V181H33V183L31 184V188H32V190H34L35 192H37L36 191V189H39L40 190V192L42 193L41 195H38V194H40V192H39V190H38V192L37 193H35V192H33L32 193V198L33 197H35V198H37L38 200H35L34 198L32 199V198H28L27 196H26V191H24V192H22V194H21V198H20V204L18 203L17 205H15L12 209L13 210H9V211H6L5 209H3L2 208V206H3V203H4V201H3V203H1L0 204V208H2V209H0V210H2V211H0V213L2 214L3 213V211H4V213L6 214V213H10V214H6L7 216H5V214L3 215V216H0V221L2 220V221H4V219H5V222L4 223H6V226H1L0 227V251L1 252H3V253H0L1 254V256H0V259L2 260V262H0V264H4V263H6V264H19V262H20V264H25V262H23L24 261V259H27V258H30V257H28V254L29 255H31V262L32 263H36V261H37V263H38V260L40 261V255H41V250H42V252H43V254L41 255V256H45V254H46V256H48V255H50V254H48L47 252H51V248H53L52 246H50V244L52 243L53 245H55L54 246V248L53 249H55L56 247H57V249L59 248V247H62L61 245H56V243L57 244H59V240L58 239H60V243H61V240H62V242H63V239L65 240V241H67V243H63V244H65L64 246H66L67 244H69V238H71L70 240L72 241V239H73V236L75 237V235L77 234L76 232H74L73 230H72V226H74V228H76V227H78V226H80L81 225V229H82V231L83 232H87L88 231V233H90L91 232V234L92 235H90V237H89V235H88V233H82V231L80 230V232L82 233V234H84V235H88V237H87V235L86 236H84V235H81V233H80V235H76L77 236V238H80L82 241H80V240H78V241H80V242H83L84 244H85V241L87 240V241H89V239H94V237L96 236V234H97V232L95 233V235H93L94 234V231H98L97 230V228H98V226H100V222L101 221H98V220H103V224H102V222H101V226H100V228H98V229H100L101 231H104V232H99L100 234H104V235H102V236H106L107 237V235H105V233H107L108 234V237L110 236V235H112V239L111 240H117L118 239V236H122V240H121V238H119L120 239V242H119V240H117V241H115L114 243L113 242H109L108 241V239H107V243H113V246L111 247L112 249H110V248H108L109 250H112V251H110V253L108 252L109 250H107V246H103V244H104V242H106L105 241V239H106V237H103V239L102 240H100V236H99V234H98V236H96V237H98V239L95 237V240H94V242H93V240L90 242H86V244L88 243V244H90L91 245V243H93V244H95V245H101L102 247H100V248H96L95 247V245H94V248H92V247H90V246H87V248L89 247V248H92V249H97L96 251H94L93 250V252L91 251L92 249H90V251H91V253L89 254V253H87L86 252V254H85V251H84V253H83V251H82V246H79L78 244L80 243V242H78L77 240H76V238H74L75 239V242H74V239H73V241L71 242L70 241V244H75L76 245V243H77V245H76V250H80L81 249V251L82 252H80V254L79 253H77L76 255H74V253H76V252H72V251H75V245L73 246V249L71 250V252H70V254H65L64 252H62L61 254H60V252L59 253H57V258L59 259V260H57V258L56 259H54L55 258V256H56V252L57 251H55V253H54V250L52 249V252H53V254H51L52 256H54V258L52 257V256H50L51 257V259L53 260V263H52V261H51V259H50V257H48V260L51 262V264H75V261H77L76 262V264H85L86 262L89 264V263H97V262H101V264H105V258H107L108 256H110L111 258H116V259H118V261H121V262H125V261H128V260H130V259H132L133 257H146L147 255H152V251L155 249V247H157L156 246V244H154V243H156V242H159L160 240H162L163 242L161 243V245H160V247H158V249H156V252H154L155 254H157V255H159V256H156V255H154L153 254V256H152V258H151V260L153 261V259L154 260H157V259H159L160 258V256L162 255H165V256H167V257H165V258H163V259H167L168 258V256H170V258H171V260H173V261H169V263L170 264H185V261H187L185 258H183V256H185L186 258H188V256H189V253L192 251L191 250V248L192 247H195V249L191 252L192 254H193V256H194V259H196L198 256V258L196 259V260H198L199 258H200V253H204V250H205V248H207V251L208 250H210L213 246H214V244H216V243H218V242H220V241H224V242H228V241H231V240H233L234 238L237 240V238L238 237H240L239 239L241 240H237L236 242H241L242 244L244 243V244H246L247 243V246H249L248 245V243H249V239L248 238H250V236H252L251 235V233H241V235H242V238H241V235H234V236H232L233 235V233H213V235H212V233H210V237H211V240H209L210 239V237H205L206 235H203V234H205V233H203L201 236L203 237L204 236V241L203 240H199V237L200 236H197V234H195V233H190L189 232V234H186V235H188V240H187V238H185V237H183L184 239H180V235L179 236H177L178 235V233H176V238H175V231L176 230H173V229H176V228H172L174 225H170V223L169 222H172L173 220H175V221H177L176 219H179V218H174V214H178V213H175V212H177V211H181L182 210V208H184L185 206V208H184V212H187V211H189L190 212V210H185L186 208H187V206L190 208V204H191V209L193 210H195V208L197 209V207H198V205L200 204V206H201V203H198V202H200L201 200L200 199H202L203 197H205V196H203L201 193L203 192V190L200 188V192L199 193H197L198 191V188L197 189H195L197 186H196V184H195V186H194V182L192 183V181H189V179L190 178H187L186 176V178L184 177V176H182V178L180 177V179H182L183 180V182H182V180H181V185H186V186H188L187 187V189H188V191L184 188H182V186H181V188H178V190H179V196L177 197V198H179V199H177V198H175V197H172L171 195L168 197L167 195V197H164V196H162L163 198H165V200H163V199H161L160 197L161 196H157L156 198H157V200L159 201V199L161 200V201H159V204H160V202L162 203V204H160V205H158V201L155 199V201L154 200H152V201H150L151 200V195H154V196H156V193L154 192L155 190L153 189V188H150V187H147V188H150V189H153V191L152 190H150V189H148V191L150 190V193H152L151 195H150V193L148 192V194L147 195H145L146 194V192H145V194L143 193L144 192V186H145V182H144V185H143V183H141L142 181H144L145 179L141 176V175H143V173H142V169H145L144 167L146 166V169L147 168H149L148 170L150 171V173H153V174H157V172L156 171H153L154 169L153 168H151L150 169V167H153V166H155L156 165V163L158 164V162H159V164L161 165V166H158V165H156V168L158 167V169H160V171L162 172V169H161V167H163V174H165L164 172V168H165V165H163V163H161L162 162V159H165L166 160V164H172L173 163V161L171 162V160H169V159H166V158H164V156H163V158L161 157L162 155H163V152L165 151V153H166V151L168 150V149H165L166 147H169V149H171L172 148V144L171 143H175V140H181V141H183V142H188L189 144H193V142L194 143H196V144H200L202 141L204 142L205 140H209L208 139V137H210V139L211 138H215L216 136H218V137H216V138H218V140L219 141H222L223 139H230V138H233V136H234V134H235V136L238 138V137H241L240 136V134L242 135L243 133V135L242 136H247V137H251V138H254V136H257L259 139H261V138H264V85L263 86H261V84L259 85L257 82H258V79H259V76H261V75H264V0H226V2H225V0H219L218 2L215 0V2H213L214 4H216V6H214V4L212 5L213 7L211 8V9H207V12L205 13V15H206V17L208 16H210L209 17V19H212L211 17H216L217 19V22L215 23V26L214 27H219L220 26V31L218 32L217 30H215V32L217 33L218 32V35H221L224 39H225V41H224V39H218L217 41H215L213 44H212V42H210L209 43V41H211V36H215L216 34L215 33H213V31H211L210 32V30H211V26H210V23H211V21L213 22V20H211L210 21V23H207L208 25H209V30H207V35L205 34V32L204 31H206L204 28H206L205 26L203 27L202 25H204V21L205 20H200L199 22H201V21H203L202 23V27H203V29L201 30H199L198 31V29H197V31L199 32V33H201V32H203L201 35H200V37L201 38H199L198 37V33H193L192 31V27H193V29H195L196 30V28H194V27H196V25H195V23L193 24V23H190V27H189V25H187V24H189V23H185L186 25L185 26H183L182 27V29L180 28L182 25H184V23L179 27L182 31H181V33L179 32L180 30H179V28H178V30L179 31H177V32H179L178 34H177V32H175L176 33V35H173V37L175 36H177L176 38L174 37H172V35L170 36V34H169V32L168 33H166V34H164V35H166V37H165V39L167 40L168 39V41L166 42V45H165V43H164V48H162V45L160 46L159 44H163V43H161L160 41H163V42H165V39H160L162 36H160V35H162V33L161 32H163L162 31V28H163V30L164 31H166L167 32V30H168V28H167V30H165L164 29V26H166V24H167V18L169 17V19L170 18H172V16H173V18H174V15L173 14H171L170 16H168L170 13H168V12H166V11H173L174 10V8L173 7H171L170 8V10H169V8H168V6L167 5H164V6H167V8H168V10H166V7L164 8V7H162L161 8V4H159ZM194 2H196V4L194 3ZM221 2V3H220ZM35 3V4H34ZM56 3V4H55ZM161 3V2H160ZM86 4H88L87 6H86ZM151 4H153V5H151ZM161 5L160 6V9L157 7V5ZM156 5V6H155ZM128 6V5H127ZM153 6H154V9H155V7L157 8V9H159V10H157V9H155V10H153V11H151L152 9H153ZM215 7H218V10H217V8H215ZM37 8V9H36ZM130 8H131V6H130ZM129 8V6L126 8H123L125 11H127L128 9H130ZM164 8V9H163ZM179 8H181V7H179ZM215 8V9H214ZM45 9V10H44ZM106 9V10H105ZM116 11H114V10ZM123 9H121V10H123ZM151 9V10H150ZM221 9H223V10H221ZM146 10V9H145ZM159 11V12H157V11ZM212 12V14H215V16H213L212 14H211V12ZM104 11L106 12V14L107 15H103L104 14ZM156 11V12H155ZM162 11V12H161ZM175 11V10H174ZM208 11H209V13H208ZM213 11H214V13H213ZM216 11V12H215ZM102 13V15H101V13ZM164 12H166V13H164ZM43 13V14H42ZM89 13V16L88 15H86V14H88ZM158 13V14H157ZM159 13H162V14H159ZM172 13H174V12H172ZM175 13H176V15H177V13L178 12H176L175 11ZM221 13V14H220ZM58 14V15H57ZM157 14V16H155ZM223 14V15H222ZM61 15V16H60ZM79 15H80V17L82 18H80L79 17ZM85 16V18H84V16ZM109 15V16H108ZM168 16L167 18H166V16ZM176 15H175V18L173 19H171L172 20V22L170 21L169 22V20H168V24H167V26L169 27L170 26V24L169 23H171L172 24V26H173V23H175V22H179V20H180V18H178V16L176 17ZM179 15H181V12L179 13ZM212 15V16H211ZM220 15H222V16H220ZM63 16V17H62ZM100 16V17H99ZM120 18H119V17ZM96 19H95V18ZM99 17V18H98ZM108 17V18H107ZM58 18H59V20H58ZM67 19L66 21H64V19ZM81 19V20H79L78 21V19ZM163 18H166V19H164L165 20V25L162 23V22H164V20H163ZM213 18V19H214ZM68 19H70V20H68ZM83 19H85V20H83ZM101 19H103V21L104 22H102V20ZM130 19V20H129ZM177 19V20H176ZM62 20V21H61ZM174 20H176L175 22H173ZM78 21V22H77ZM91 21V22H90ZM96 21H98L97 23L98 24H100L99 22H101V24L100 25H98L97 23H96ZM128 21H129V23H128ZM131 21V22H130ZM209 21V20H208ZM208 21H206V22H208ZM70 22V23H69ZM72 22V23H71ZM75 22V23H74ZM88 22V23H87ZM197 22V21H196ZM205 22V23H206ZM64 23V24H63ZM125 23H128L127 24V26H126V24ZM131 23H133V25L131 24ZM158 23V24H157ZM159 23H160V29H161V31L160 30H158L157 29V31H156V29H154L157 25H159ZM198 23V22H197ZM214 23V22H213ZM176 24V23H175ZM192 24L193 25H195V26H192ZM200 24V23H199ZM199 24H197V26L199 25ZM98 25V26H97ZM106 25V24H105ZM137 25H139L140 27L142 26V27H144L143 29H142V27H141V30H140V27L138 26V27H136ZM156 25V26H155ZM163 25V27H161ZM206 25V24H205ZM21 26V27H20ZM66 26V27H65ZM102 26H101V28H102ZM126 26V27H125ZM155 26V27H154ZM63 28V29H61V28ZM70 27V28H71ZM83 27V28H82ZM157 27H159V26H157ZM200 26H198V28H199ZM66 28V29H65ZM68 28V29H67ZM137 28H138V31H137ZM145 28H147L146 30H145ZM172 28V27H171ZM171 28H169V30H170V32L172 31L171 30ZM213 28V27H212ZM133 29H136L134 32L132 31ZM173 29V31H174V28H172ZM191 29V30H190ZM40 30V31H39ZM99 30H101V29H99ZM103 30L104 29H102L101 30V32H103ZM177 30V29H176ZM190 30V31H189ZM194 30V31H195ZM33 31V32H32ZM137 31V32H136ZM154 31H155V33H154ZM158 31H160V32H158ZM184 31V32H183ZM185 31H187V34L185 33ZM139 32V33H138ZM157 32L158 33H161V34H158L159 36V38H157V40H156V37H157ZM138 33V34H137ZM164 33V32H163ZM175 34L174 32H171V34ZM211 33V36L209 35ZM135 34V35H134ZM168 34H169V36H168ZM182 34V35H181ZM194 34H197V36H195ZM186 35V36H185ZM196 37H194V36ZM145 37H147V38H145ZM185 37H186V39H185ZM193 37V38H192ZM208 37V38H207ZM18 38H21V36L20 35H18L17 37H16V39H18ZM144 38H145V40H144ZM170 38V39H169ZM213 38V37H212ZM141 39V40H140ZM153 39V40H152ZM208 39H210V40H208ZM149 40V41H150ZM173 40V41H172ZM179 40V39H178ZM177 40V41H178ZM188 40V41H187ZM221 40V41H220ZM223 40V41H222ZM136 41V42H137ZM189 41H191V43H189ZM244 41V42H243ZM247 42V44H246V42ZM171 44H169V43ZM144 43V42H143ZM176 43V42H175ZM244 43V44H243ZM141 44L139 43L138 44V51H139V49H141V48H143V49H141L142 51L145 49V48H147L146 47V43L145 44H143L142 46H141ZM168 44H169V46H168ZM178 44L176 45H174V48H176V46H178ZM191 44V45H190ZM209 44V45H208ZM211 44V45H210ZM245 44L247 45V48H246V50L243 48V46H245ZM145 45V46H144ZM147 45H148V42H147ZM185 45V44H184ZM178 46V47H179ZM182 46V47H181ZM190 46V47H189ZM260 47V53H261V56H258V49H259V47ZM145 47V48H144ZM150 47H152V50H154L153 49V46L152 45H150ZM161 47V48H160ZM209 47V48H208ZM149 48V47H148ZM157 48L159 49L160 48V50L158 51L157 50ZM209 49L208 51H209V53H210V55L213 57V59H214V62H215V65L214 66H216L215 68L214 67H211L210 65H208L207 66V63H206V65H205V63H204V61H203V51L205 50V49ZM150 49V48H149ZM162 49V50H161ZM179 49V50H178ZM183 49H185V47L184 48H182V50ZM204 49V50H203ZM257 49V50H256ZM249 50V51H248ZM262 50H263V52H262ZM161 51V52H160ZM247 51H248V54H247ZM139 52H141V51H139ZM138 52V53H139ZM144 52H145V50H144ZM155 52H153V54L155 53ZM158 52H160V53H158ZM180 52H178L179 54H180ZM189 52V53H188ZM247 55H245V54ZM141 54V53H140ZM149 54V55H148ZM183 54V55H182ZM187 54V55H186ZM189 54V55H188ZM143 55V54H142ZM148 55V57H146L147 59H145V56H147ZM176 55H178L177 53H176ZM175 55V56H176ZM140 56V55H139ZM202 56V57H201ZM248 56H249V58H248ZM194 58V57H196L195 59L196 60H193V61H195L194 63H196V64H193V65H190V66H193L192 68H194V65L196 66L195 68H200L199 66H200V64L203 66L204 65V68H201V69H199V70H196V72L194 71L195 70V68L193 69V70H190L191 69V67H190V71L191 72H193L194 71V73H191L192 75H190V73L189 74H187L188 72H186V71H184V69H183V72H181L182 70H181V67L182 66H185L186 67V65L188 64V62H190L191 61V59L192 58ZM247 59H246V58ZM149 58V59H148ZM244 58V59H243ZM190 59V60H189ZM247 61H246V60ZM244 60V61H243ZM193 61H191L192 63H193ZM200 61V62H199ZM190 62V63H191ZM168 63V64H167ZM144 64V65H143ZM177 64V65H176ZM151 65V68L153 67V65H155V67L153 68V69H151V68H149L148 67V70L146 69L147 68V66H150ZM170 65H175V67H173V69H171L172 71L170 72V71H168L169 70V66ZM136 66V67H135ZM188 66V65H187ZM139 67H140V69H141V72L139 73V71H136V68L139 70ZM142 67V68H141ZM143 69L145 70V71H148L147 72V74H146V72L144 71V73L142 74V71H143ZM151 71H150V70ZM178 69V70H177ZM186 69V68H185ZM204 69V70H203ZM187 70V69H186ZM129 71H130V73H129ZM176 71H179L178 73L176 72ZM203 72V73H201V72ZM172 72L174 73V72H176L177 74H173L174 75V83L176 84V85H179V87H185V89L183 90L184 92H185V94L186 95H188L189 96V100L192 102V101H196V102H200V103H202L203 104V106L205 107V110H201V109H199V108H197V109H192L191 110V115H192V119H188V118H182V117H179L178 116V113H176V107L175 106H177L178 108H180L181 106L183 107V105H181V104H184V99L183 98H180L178 101L177 100H175V101H172V102H170L169 100H165L168 96H169V91H170V89H169V87H167V83H166V81L168 80V77L167 76H171V74H172ZM184 73V75H186V76H181L182 74L181 73ZM180 73V74H179ZM201 73V74H200ZM208 73V74H207ZM141 74V75H140ZM202 74H204L203 76L204 77H206L207 79H206V81H204L205 80V78L202 76L201 78L202 79H204V80H202V81H198L197 79H195V78H199ZM131 75V76H130ZM165 75H166V77H165ZM190 77H189V76ZM196 75H197V77H196ZM198 75H200V76H198ZM209 75V76H208ZM122 76V79H124V77ZM128 76H130V78H128ZM140 76V77H139ZM172 77V76H171ZM187 77H188V79H187ZM167 78V79H166ZM173 78V77H172ZM189 81V82H192L194 79L196 80V82L197 83H195L197 86L199 85L198 83H201L200 85H199V87H197V88H194V87H190L189 88V84L187 83L188 81H186V79ZM170 79V78H169ZM193 79V80H192ZM200 79V78H199ZM227 79H230L231 80V82L233 83V86L230 88V89H228V91H224V89L222 90L220 87V85H218V86H215L217 83H215V81L217 80V82H218V84H219V82L221 81V80H225V81H227ZM127 80H126V82H127ZM192 80V81H191ZM211 80H212V82H214L213 84H211V85H214V87L213 86H211V85H207V83H211ZM126 82H124V83H121L122 85L123 84H126ZM129 82V81H128ZM132 82V83H131ZM187 83V84H186ZM250 83H253V85H250ZM192 84V83H191ZM190 84V85H191ZM194 84V86H196ZM122 85H121V87H122ZM186 85H188V86H186ZM252 86L251 88H250V86ZM124 86V85H123ZM120 87V88H121ZM162 87H164V88H162ZM183 87V88H184ZM182 88V89H183ZM187 88H189V90L187 89ZM150 89V90H149ZM157 89V90H156ZM165 89V90H164ZM187 89V90H186ZM192 89V90H191ZM130 90V91H129ZM120 91H122V90H120ZM137 91V92H136ZM186 91H188V93L186 92ZM121 95V96H122ZM126 96H127V99H126ZM138 96H140V97H138ZM137 97H138V99H137ZM133 98H134V100H133ZM130 99V100H129ZM123 100H125V101H123ZM160 100V101H159ZM166 102H165V101ZM127 101V102H126ZM162 101V102H161ZM183 101V102H182ZM150 102H148V103H150ZM155 103V104H156ZM153 104H152V106H153ZM125 105V106H124ZM166 105H168V106H166ZM170 105V106H169ZM120 106V107H119ZM133 106V105H132ZM137 106V107H138ZM128 107H129V109H128ZM151 106H149V109H151L150 108ZM125 108V110H122V109H124ZM159 108H158V110H159ZM127 109V110H126ZM154 110V106L152 107V109L151 110H149V112L150 111H153ZM81 111V110H80ZM85 111H87L86 109H84L83 111H82V113L83 114H85V115H89V118H90V120H89V122L88 123H90V124H92V125H94V123H92V121L93 120H95L93 117L94 116H96V115H98L97 113H95V111H93V113L92 112H85ZM118 111H116V112H118ZM119 111V112H120ZM85 112V113H84ZM111 112V113H112ZM87 113H89V114H87ZM91 113H92V115H94V116H91L90 117V115H91ZM84 115V116H85ZM100 115V114H99ZM122 115V116H121ZM190 115V116H191ZM161 116V117H160ZM167 116V117H166ZM100 117L102 118L103 117V114H101L100 115ZM171 117V118H170ZM85 118H87V116L86 117H84V119ZM89 118H87V119H89ZM98 118L99 117H97L96 118V120H97V122H99V120H98ZM86 119V120H87ZM122 119H124L123 117H122ZM188 119V120H187ZM188 121V122H187ZM97 122H96V124H97ZM186 122V123H185ZM185 123V125L183 126V124ZM193 123V124H192ZM67 124L68 123H63V125L65 126H67ZM62 125V126H63ZM60 126V124H57V127H59ZM61 126V127H62ZM151 126V125H150ZM191 126H194V129H193V127H192V129L190 128ZM162 127V128H161ZM230 127H232V128H230ZM69 127H67V129H68ZM237 128V129H236ZM55 129H57V130H59L60 129V127L59 128H55ZM63 129L64 128H61L60 130H61V132H56L57 130H55V132H56V135L58 136L59 135V133H60V135H63V136H65V137H67L66 135L68 134V132H69V130H71V129H69L68 130V132H67V129H66V131L64 132L63 131ZM203 129V130H202ZM225 129V130H224ZM152 130V131H151ZM177 130V131H176ZM187 130H188V134H186L187 133ZM190 130V131H189ZM192 130V131H191ZM222 130V131H221ZM74 131V130H73ZM219 131H221V133L219 132ZM224 131V132H223ZM233 131H234V133H233ZM71 132V134H75V133H72V130L70 131ZM181 132V133H180ZM183 132V133H182ZM190 132V133H189ZM217 132V133H216ZM223 132V133H222ZM230 132H232V133H230ZM237 132V133H236ZM195 133V134H194ZM196 133H199L198 135H196ZM216 133V134H215ZM65 134V135H64ZM175 134V135H174ZM185 134V135H184ZM190 134H193V135H196V136H193V135H190ZM218 134V135H217ZM221 134V135H220ZM226 134V135H225ZM231 134V135H230ZM246 134V135H245ZM70 135V134H69ZM169 135H171L170 137H169ZM183 135V136H182ZM189 135V137H186V136H188ZM207 135V136H206ZM212 135H213V137H212ZM158 138H157V137ZM173 136V137H172ZM175 136V137H174ZM181 136H182V138H181ZM200 136V137H199ZM201 136H202V138H204V140H201ZM260 136H262L261 138H260ZM59 137V136H58ZM57 137V138H58ZM64 137V138H65ZM73 137H75V135L73 136ZM73 137H71V136H69V138H73ZM156 137V138H155ZM168 137V138H167ZM178 137V138H177ZM207 137V138H206ZM56 137L54 138V140L57 142V140H59V139H57ZM68 138V139H69ZM159 138L161 139V140H159ZM163 138V139H162ZM168 139L167 141H165V139ZM171 140H170V139ZM173 138H175V140L173 139ZM186 138V139H185ZM192 139V141H191V139ZM198 138H200V139H198ZM235 138V137H234ZM256 138V137H255ZM39 139L41 140V144L44 146V147H47V145H49V143H50V139H49V137H48V135H47V137L45 136V134H43L42 135V137L40 138L39 137ZM47 139V140H46ZM49 139V140H48ZM57 139V140H56ZM67 138H65V140H66ZM158 139V140H157ZM193 139H195V140H193ZM198 139V140H197ZM26 140H28V141H26ZM35 140V139H34ZM54 140H53V142H54ZM163 140V141H162ZM185 140V141H184ZM200 140H201V142H200ZM217 140V139H216ZM22 141H24V144H22ZM21 141V146H18V148L16 149V153L18 154L19 152L21 153V152H24V150H27L28 151V153L29 154H31L33 151H32V148L34 147V148H36L37 147V144H35V142L33 141V137L32 136H29L27 139L26 138H24L23 140ZM25 141H26V144H25ZM60 141V140H59ZM58 141V142H59ZM73 141V139L70 141V139L68 140V141H66V143L65 144H68V143H70V142H72ZM157 141V142H156ZM169 141V142H168ZM57 142V143H58ZM61 143H62V140L60 141ZM59 142V143H60ZM191 142V143H190ZM202 142V143H203ZM33 143V144H32ZM55 143V142H54ZM158 143H160L159 145H158ZM165 143V144H164ZM170 143V144H169ZM182 142H180L179 144H181ZM32 147H31V146ZM46 145V146H45ZM52 145H53V143H52ZM166 145V146H165ZM170 145V146H169ZM172 145V146H171ZM28 146H30L29 148H28ZM59 145H56V143L53 145V146H51L53 149H51V150H53L54 151V149H56L57 147H58ZM157 146H159V147H157ZM163 146H165V147H163ZM178 145L176 144V147H177ZM179 146H181V145H179ZM178 146V147H179ZM195 146V145H194ZM157 147V148H156ZM171 147V148H170ZM195 147H197V146H195ZM20 148V150H18ZM22 148H24L23 150H22ZM27 148V149H26ZM33 148V149H34ZM151 148V149H150ZM163 148V149H162ZM181 150H183L184 148H187V147H185V146H181ZM30 149V150H29ZM121 149V150H120ZM147 149H148V154H146V152L145 151H147ZM161 149V150H160ZM118 150H119V152H118ZM173 149H171L170 151H172ZM179 150H180V147H179ZM188 151V149H184V151ZM53 151H51V152H53ZM113 151H114V153H116V151H117V153H118V155H113L112 153H113ZM145 152V153H144ZM19 153V154H20ZM116 153V154H117ZM130 153H132V154H130ZM134 153H136V154H134ZM110 154H112V155H110ZM125 154V155H124ZM130 154V155H129ZM143 154V155H142ZM146 154V155H145ZM157 154H160V155H157ZM162 154V155H161ZM167 154V153H166ZM165 154V155H166ZM112 157V156H114L113 158H110V156ZM157 155V156H156ZM185 155V154H184ZM109 156V158L110 159H107V157ZM117 156V157H116ZM119 156H120V158H119ZM121 156H123V157H121ZM125 156H127V158L125 157ZM142 156H143V159H142ZM158 157L157 158V160H156V157ZM161 157V159H159L160 157ZM147 157H149L148 158V160H146L147 159ZM153 157H154V159H153ZM166 157V156H165ZM0 158H3L2 156H0ZM5 158V159H4ZM3 158V161H1V159H0V162H3V164L1 165L3 168H5V166L7 165L8 166V164H10L11 162L9 161V160H6L7 159V157H4ZM114 158H118L119 160H115ZM126 158V159H125ZM85 159V160H84ZM107 159V160H106ZM122 159V162L120 161ZM124 159H125V161H124ZM144 160V161H142V160ZM158 159H159V161H158ZM84 160V161H83ZM113 160H115V161H113ZM161 160V161H160ZM5 161V162H4ZM7 161V162H6ZM106 161V162H105ZM142 161V162H141ZM152 162L153 163V166H152V164H149V162ZM155 161H158V162H155V165H154V162ZM106 164H105V163ZM111 162V163H110ZM116 162V163H115ZM261 162H263L264 163V160H261ZM5 163H7L6 165H5ZM126 163H128V164H126ZM129 163L131 164V165H133V166H131V165H129ZM133 163V164H132ZM139 163V166L137 165ZM143 163H146V164H143ZM98 164V165H99ZM112 164V165H111ZM113 164H116V165H113ZM119 164H121V165H119ZM123 164H125V165H123ZM141 164H143L144 166H142ZM164 164H165V162H164ZM123 165V166H122ZM137 165V166H136ZM163 165V166H162ZM258 165H260V164H256V166H258ZM109 166H111V167H109ZM148 166V167H147ZM150 166V167H149ZM2 167H0L1 169H3ZM113 167V168H112ZM134 167H136V168H134ZM140 167H142V168H140ZM155 168V170H158V169H156ZM172 168H173V171H174V169L175 170H177L173 165H172ZM111 169L114 171V173L113 172H110L111 171ZM146 169L145 170H143V171H145V175H143L145 178H147V174L149 173V172H147V174H146ZM46 170V171H47ZM138 170V171H137ZM139 170H140V172H139ZM147 170V171H148ZM179 170V169H178ZM117 171V172H116ZM159 172V171H158ZM171 172H172V170H171ZM175 173H176V171H174ZM173 172V173H174ZM179 172H182V168H180V170H179ZM75 173V175H72V174H74ZM105 171L103 172V176H105ZM117 173V174H116ZM160 173V172H159ZM174 173V174H175ZM108 174H110V175H112L111 177L109 176L108 177ZM117 175V176H116ZM138 176V178H137V176ZM160 175V174H159ZM123 176V177H122ZM161 176V175H160ZM165 177H166V175H164ZM108 177V178H107ZM115 177H116V179H115ZM120 177V178H119ZM163 177V176H162ZM107 178V179H106ZM123 178V179H122ZM185 178V179H184ZM86 179V180H85ZM110 179V180H109ZM112 179V180H111ZM166 179V178H165ZM245 179H246V177H245ZM244 178H242V180H243V182H245L246 183V180H245ZM82 180H85V182L83 183V182H81ZM107 180V181H106ZM117 180V181H116ZM185 180V181H184ZM207 180H209V179H207ZM62 181V182H61ZM210 181H211V179H210ZM210 181H207V182H210ZM226 182L227 181V179H225V180H223V182ZM38 182H40L39 184H41V185H38ZM90 182V183H89ZM94 183V184H92V183ZM106 182V183H105ZM110 182V183H109ZM116 182V183H115ZM122 182H123V184H122ZM126 182V183H125ZM224 182V183H225ZM85 183L89 186V188H90V190H91V193L89 192L90 190L89 189H86V187H88L87 185H85ZM97 183H99V185H97ZM124 183H125V187H122V186H124ZM129 183V184H128ZM136 183V184H135ZM192 183V184H191ZM257 182L255 181V184H256ZM56 184V185H55ZM75 184V185H74ZM76 184H77V186H76ZM80 184H81V186H80ZM85 186H84V185ZM91 184V185H90ZM103 184H108V185H106V186H108V187H112L111 188V190L109 189V188H105V185H103ZM112 184V185H111ZM133 184H134V186H133ZM143 186H142V185ZM205 184H207L206 182H205ZM210 184H212V183H210ZM210 184H208V185H210ZM221 184H222V182H221ZM13 186L12 187H10L9 189H8V191H10V189H13L14 187H15V184H12ZM57 186V188L55 187V186ZM58 185H59V187H58ZM122 185V186H121ZM130 185V186H129ZM138 185H139V187H138ZM37 186H38V188H37ZM44 186H45V188H44ZM53 186L55 187L54 189H53ZM61 186V187H60ZM84 186V187H83ZM94 186V187H93ZM97 186H98V188H97ZM185 186V187H186ZM212 185H210V186H207L206 185V187H208V188H204V191H210V189L212 188L211 187ZM257 188H256V190H258V188L259 189H261L262 188V186H261V184H259L258 183V185H255ZM40 187H42V190H41V188ZM48 187V188H47ZM81 187H83V188H81ZM100 187V188H99ZM101 187H103L102 188V190H101ZM211 187V188H210ZM245 186L243 185V188H244ZM80 188V189H79ZM126 189V190H123V189ZM144 188V189H143ZM46 189V190H45ZM59 191H58V190ZM73 189H76V190H73ZM85 189L86 190H89L88 192H86V193H89L88 195L86 194V193H84V191H85ZM100 189V190H99ZM104 189V190H103ZM143 189V192L141 191ZM180 189H181V191H180ZM49 190H50V192H49ZM66 190V191H65ZM72 190V191H71ZM112 190H114L113 191V193H114V195H112L113 193L111 192ZM116 190H117V192L119 193V195H118V193L116 192ZM127 190H130V192L129 191H127ZM132 190V191H131ZM145 190H147V189H145ZM183 190V191H182ZM184 190H186L187 192H185ZM193 190V191H192ZM44 191H47V192H44ZM100 191L101 192H103V191H105V192H103L104 194H102V193H100ZM124 191H126V192H124ZM134 191V192H133ZM136 191H137V193H140V195L143 193V196L144 197H142V195H141V197H142V200L144 201V200H146L147 201V203L151 206V205H153L152 207L154 208V210L156 211L155 213L157 214H155L154 213V215H153V212H150L151 210L150 209H152V207H148V205H147V203H145L147 206H145V204H143V201L142 202H140L141 201V197L140 196H137L138 194L136 193ZM139 191H141V192H139ZM196 191V192H195ZM44 192V193H43ZM58 192H60V193H58ZM68 192V193H67ZM70 192V193H69ZM127 192H129L130 194H125L124 195V193H127ZM155 194H154V193ZM180 192H183L184 194H185V196H186V198H185V196H184V194L183 193H180ZM58 193V194H57ZM64 193H66L65 195H64ZM110 193V194H109ZM112 193V194H111ZM121 193V194H120ZM133 193V194H132ZM135 193V194H134ZM196 193V194H195ZM44 194V195H43ZM46 194H47V196H46ZM62 194V195H61ZM70 194V196H69V198H67L68 197V195ZM93 194H94V197H93ZM106 194V195H105ZM115 194L116 195H118V196H115ZM57 195H61L62 197H64L63 198V200H62V197H57ZM67 195V196H66ZM104 195L106 196V197H104ZM108 195H112L113 197H108L107 198V196ZM132 195H133V197H135V199L134 198H131L132 197ZM149 195H150V197H149ZM190 195H193V196H190ZM202 195V196H201ZM46 196V197H45ZM126 196V197H125ZM136 196H137V199L138 200H140L137 204H135V201L134 200H136ZM150 198V199H148V197ZM153 196V197H154ZM189 196L190 197H196V198H194V200L195 201H193L192 200V198L190 199L189 198ZM198 196V197H197ZM201 196V197H200ZM57 197V198H56ZM65 197H66V199H65ZM123 197H125L126 199L127 198H131L132 200H130V199H128L127 201H126V199L125 200H122L123 202H121L122 204H125V202H127V204H125V206L124 205H122V204H120V201H121V199L123 198ZM139 197V198H138ZM145 197H147L146 199H145ZM187 197L189 198L188 200H190L189 201V205H186L187 203H186V201L187 200H185V199H187ZM41 198H42V200H41ZM47 198V200H45ZM72 198V199H71ZM155 198V197H154ZM170 198H172V199H170ZM200 198V199H199ZM49 199H50V201H49ZM116 200L117 199V201H115L116 203H115V207H118L117 205H122L123 207H130V209L132 208L131 206H134L133 207V210H134V212H133V210H130V211H132L133 212V214H132V212H130L129 210V212L131 213H129L128 211H126L127 213H129L130 215L128 216V214L127 213H125L124 211L121 213V210H123V209H121L122 207L121 206H119L120 207V209L121 210H119L118 208V213H117V215L119 214V212H120V214L123 216V214L125 213V215L124 216H126V214H127V218H129L131 215H133V219L132 218H130L129 220L127 219V218H125L124 216H123V219L125 218L126 220H128V221H130V220H134V221H136V222H134V223H137L138 221H140L139 222V225H135L134 226V224H133V227H129V229H131V230H129V232H131V231H134L135 230V236L133 237V238H135V239H137L138 237L139 238H143V236H144V238L142 239V240H145V238H147L148 236H149V234L151 233V236H149V237H153L152 235H153V233L156 231V230H159L157 233H159V234H156V232L154 233V234H156V238L155 237H153V238H151L150 239V241L149 242H147L148 240H149V237H148V239L146 240V242H145V244H144V241H143V244L141 243V246H142V249H140V250H137V248L139 247H137V245L134 247V248H136V251H135V249H132V253H131V249H129L130 247H131V245H132V247H133V244H132V242H133V240H131V238L130 237H128L127 239H129L130 238V240H131V245H130V247H129V245H127V242L128 241H130V240H128V241H126V245L128 246V248H126L127 246L126 245H123V244H125V242H124V240H126V236H124L123 237V235H126L127 233H123V235L121 234V235H119V232H121V231H123V230H121V229H125L126 228V226H127V223L129 224L128 226H130L131 224H132V222L130 223V222H125V221H122V219H121V221H122V223H126L124 226H121L120 225V223H121V221H120V219H119V217L121 218L122 216L120 215H118L119 217H118V219L116 218V216L114 217V216H111L110 217V219H108L107 217L108 216H110V214L108 213V216L106 217V220L108 219V221L109 222H104L105 221V216L104 217H102L103 215H99V214H101V211H103V209L102 208H104V207H108V209L106 210V208H104V210H106V212H109L110 211V213H111V209H113L114 208V203H112L114 200ZM120 199V200H119ZM153 199V198H152ZM168 199V200H167ZM170 199V200H169ZM173 199H175V201L173 200ZM197 199H199L200 201H196ZM0 200H1V202H2V199L0 198ZM59 200H61L62 202L60 203V201ZM65 200V201H64ZM99 200V201H98ZM100 200H101V202H100ZM113 200V201H112ZM118 200H119V202H118ZM137 200V201H138ZM166 200L167 201H169V204H170V206H171V204L172 205H174L173 204V201L174 202H176V204H175V206L174 207H176V205H179V204H181V206L179 205V209H177V208H174V209H177L176 211L174 210V209H172L173 208V206H172V208L171 207H169V206H167V205H169L167 202H166ZM203 200V199H202ZM44 201H48L49 203H46V202H44ZM53 201H55L56 203H53ZM71 201V202H70ZM108 201L110 202V203H112V205H113V207L111 208V205L110 204H108ZM112 201V202H111ZM125 201V202H124ZM130 201H132V202H134L133 204H132V202H130ZM136 201V202H137ZM170 201H171V203H170ZM180 201V203H178ZM204 201V200H203ZM46 203V204H44V203ZM67 202V203H66ZM104 202H105V204H104ZM128 202L131 204V206L128 204ZM145 202V201H144ZM166 202V203H165ZM40 205H39V204ZM41 203H42V205H41ZM52 203V204H51ZM64 203V204H63ZM142 203V204H141ZM198 203V204H197ZM26 204L28 205L29 204V209H28V206H26ZM62 204V205H61ZM102 207L101 209L102 210H99L100 211V213L99 214H96L95 213V207L94 206H98L99 207V205ZM138 204H141L140 206H138ZM46 205V206H45ZM50 205V206H49ZM53 205V206H52ZM135 205L138 207V210H140L139 208H142V207H146L145 209H141L140 211H138L137 209H135L136 207H135ZM35 206H36V208H35ZM57 206H58V208H57ZM60 206V207H59ZM65 206H67V207H65ZM86 206V207H85ZM96 206V207H97ZM156 206V207H155ZM15 207H16V209L17 208H19V209H17V210H15ZM22 207V208H21ZM38 207V208H37ZM48 207V208H47ZM56 207V208H55ZM85 207V208H84ZM163 207H169L170 208V210H168V209H164V211L166 212V216H165V213H163L162 214V208ZM54 208V209H53ZM110 208V209H109ZM128 208H125L126 210L128 209ZM150 210H148V209ZM188 208V209H189ZM42 209V210H41ZM48 211H47V210ZM49 209H53L52 210V212H51V210H49ZM94 209V210H93ZM99 209H100V207H99ZM116 208H114L113 210H115ZM124 209V210H125ZM157 209V210H156ZM35 210H36V212H38L39 211V213H40V217H37V216H39V213H38V215H36V213H35ZM38 210V211H37ZM40 210H41V212H43V211H47L46 213H47V215H46V213L44 212V213H41L40 212ZM96 210H97V208H96ZM109 210V211H108ZM146 210V211H145ZM148 210V211H147ZM17 212V213H15V212ZM25 211V212H24ZM34 211V212H33ZM94 211V212H93ZM98 211V210H97ZM98 211V212H99ZM116 211H112V213H114L115 214V212ZM135 211H136V213H135ZM142 211H143V215H144V211H145V213L147 212V214H145V218L144 219H142L143 218V216H141L142 215ZM163 211V212H164ZM11 212H12V216H11ZM77 212V213H76ZM97 212V213H98ZM106 212H104L103 211V213H106ZM138 212H140V214H139V216H138ZM148 212L152 215V216H149L150 214H148ZM167 212H170L169 214H167ZM182 213H181V215L182 216H185V217H183V218H186V219H188L187 218V216L189 215L188 213L189 212H187V215L183 212V211H181ZM15 213V214H14ZM22 213H24V218L22 217L23 216V214ZM50 213V214H49ZM93 213H94V216H93ZM135 213V214H134ZM158 213H160V216L162 217H160L159 216V219L161 218V220H159V219H157V216L159 215ZM171 213H174V214H172V216L170 215ZM184 213V214H183ZM27 214V215H26ZM76 214H77V216H76ZM95 214H96V216H95ZM180 214V213H179ZM20 215V216H19ZM29 215V216H28ZM35 215H36V217H35ZM86 216L87 217V219L89 218V217H91L90 219H86V221H84V219L82 220V218H84L83 216ZM98 215L100 216V217H102V218H100V217H98ZM116 215V214H115ZM137 217H136V216ZM148 217H151L150 218V223H148L147 225H146V227H144V225H145V223L146 222H144V221H146L147 220V222H148V219H146L147 218V216ZM191 215H193V214H191L190 213V215H189V217L191 216ZM8 216H9V218H8ZM18 216V217H17ZM52 216V217H51ZM75 216H76V218H75ZM134 216H135V218H134ZM140 216H141V218H140ZM178 216H180V215H178ZM182 216H180V218H182ZM11 217H13V220H12V218ZM20 217V218H19ZM22 217V218H21ZM44 217V219H42L41 220V218H43ZM96 217H98V218H96ZM116 218L117 219V221H119V222H117V223H119V224H115L114 223V221H113V219H111V218ZM153 217H155L156 219H157V221L159 220V221H162V219H163V222H165L166 221V223L165 224H167L166 226H172L170 229H168V227H167V229H168V231H167V233L165 232L166 231V229L164 230V228L166 227L165 226V224L163 225V226H165V227H160L161 226V224L159 223V224H156L157 223V221H155V219H154V222H153ZM164 217V218H163ZM165 217H167V218H165ZM2 218V219H1ZM17 218H18V220H17ZM142 219V220H140V219ZM168 218H170L169 220H171V221H169L168 220ZM7 219L9 220L8 222H6L7 221ZM22 219H24L23 221H22ZM79 219H81V220H79ZM137 219V220H136ZM146 219V220H145ZM186 219H184V220H186ZM190 219V218H189ZM12 220V221H11ZM21 220V221H20ZM167 220H168V223H167ZM0 222V223H3V222ZM24 221H25V223H24ZM75 221H79V223L78 222H75ZM92 221V222H91ZM94 221V222H93ZM96 221H98L99 223H97V225H96V227L94 228V227H92V225H91V229H90V227L88 226L89 225V223L90 224H92V223H95ZM182 221V220H181ZM11 222V223H10ZM84 222H85V225H84ZM86 222H87V226L88 227H86ZM144 223V225H143V223ZM152 222L154 223V224H156V225H158V226H156V227H158V228H156L155 226H154V224H152ZM186 222V221H185ZM226 222V223H225ZM23 223H24V225H23ZM184 223V222H183ZM229 224V226H227V227H229V228H233L234 226H233V223L231 222V220L230 219H228V221H224V224L225 225H228ZM11 224V225H10ZM20 224V225H19ZM83 224V225H82ZM105 224H107V226L109 227L110 225H112L111 227H109V228H107V226H106V229H110L111 231H107L106 232V230H104V229H101V227H102V225H103V228H105ZM116 226H115V225ZM138 224V223H137ZM171 224H175V222H172ZM2 225V224H1ZM8 225V226H7ZM10 225V226H9ZM15 225H17V226H15ZM149 225V226H148ZM151 225H153V226H151ZM175 225H177V222H176V224ZM84 226L86 227V229H84ZM117 227L118 226V228H120L121 227V229H119L120 231L118 232V230H117V228H115V227ZM139 227V229L141 228L142 230H144V231H142L143 233L141 234V230H137V227ZM142 226V227H141ZM8 227V228H7ZM23 227V228H22ZM72 227V228H71ZM123 227V228H122ZM135 227V228H134ZM148 227H150V229H148ZM19 228V229H18ZM66 228V229H65ZM69 228H71V230L73 231L72 233H71V231L69 232ZM80 228H78V229H80ZM92 228H94V229H92ZM146 228V229H145ZM152 228H156V229H154V231H153V229ZM6 229V230H5ZM8 229V230H7ZM67 229H68V231H67ZM77 229V230H78ZM4 230V231H3ZM27 230H29V231H27ZM115 230L117 231V233L115 232ZM126 230H127V232H128V228H126ZM125 230V231H126ZM152 230V231H151ZM164 230V231H163ZM171 230V231H170ZM14 231V232H13ZM125 231H123V232H125ZM8 232H10V234H8ZM50 232H52V233H50ZM54 232H55V236H54ZM68 232V234L67 235H69V233L70 234H72L73 236L72 237H69L68 236V239H66L67 237L65 236V234ZM112 232V233H111ZM137 232H139V233H137ZM150 232V233H149ZM171 232V233H170ZM32 233V234H31ZM78 233H79V231H78ZM164 233V234H163ZM165 233H166V235H165ZM170 233V234H169ZM2 234V235H1ZM14 234V236H15V238H14V236L12 237L11 235H13ZM18 234V235H17ZM51 234H52V237L54 236V237H56V239H57V241H56V243H54L55 242V240L56 239H53L52 237H51ZM110 234V235H109ZM130 234H133V232H131V233H129V235ZM138 236H137V235ZM146 234V235H145ZM162 235V237H159V236H161ZM173 234V236H171ZM184 233H182V235H183ZM237 234V233H236ZM238 234H240V233H238ZM253 235L255 234V233H252ZM262 234V235H261ZM258 233V235H260L259 237H261V236H263L264 235V233ZM4 235V236H3ZM49 235H50V237H49ZM165 235V236H164ZM200 235V234H199ZM257 235V236H258ZM4 237V239H2L3 237ZM10 236H11V238H10ZM61 236V237H60ZM63 236H65V237H63ZM80 236V237H79ZM82 236H84V237H82ZM92 236V237H91ZM141 236V237H140ZM147 236V237H146ZM183 236H185V234L183 235ZM231 236V237H230ZM235 236H237V238L235 237ZM256 236V237H257ZM58 237H60V238H58ZM116 237H117V239H116ZM158 237V238H157ZM178 237H179V239H178ZM201 237V238H202ZM253 237V236H252ZM255 237V236H254ZM53 240L52 242H51V240ZM86 238V239H85ZM102 238V237H101ZM111 237H109V239H110ZM125 238V239H124ZM138 238V239H139ZM170 238V239H169ZM181 238H182V236H181ZM258 238V237H257ZM25 239H26V241H25ZM85 239V240H84ZM168 239H169V241H168ZM171 239H173V240H171ZM186 239V240H185ZM205 239H208V241L207 240H205ZM251 239V238H250ZM8 240V241H7ZM14 240H16V242L18 243H14V245H13V242H14ZM21 240V241H20ZM23 240V241H22ZM32 240H35V241H32ZM96 240H99V242L97 241L96 242ZM166 240H167V243H166ZM177 240V242L175 243V242H173V241H176ZM179 240H182V241H180L179 242ZM189 240H190V242H189ZM252 240H253V238H252ZM255 240V239H254ZM37 241V243L39 244H35L34 242H36ZM77 241V242H76ZM137 241V240H136ZM153 241H155V242H153ZM193 241V242H192ZM251 241V240H250ZM257 241H258V239H257ZM49 242V243H48ZM97 244H96V243ZM117 242H119V243H117ZM179 242V243H178ZM186 242H187V245L189 244V246H192L189 250L187 249V248H189V247H186V249L184 248L185 246H186ZM192 242V243H191ZM253 242V241H252ZM251 242V245L252 244H256V249H255V251L257 252V255H256V253H255V251H254V247L249 251L248 249H247V246L245 245L241 250H244V249H246V251H249V253L250 254H248V252H246L245 250L244 251H241L240 250V252L242 253H244V254H248V255H250L249 256V258H247L246 257V255L245 256H243V254L241 255L242 257H243V262L245 263V264H264V236L263 237H261V239L258 241V242H256V240L252 243ZM4 243V244H3ZM83 243H81V244H83ZM101 243V244H100ZM133 243H135V241L133 242ZM137 243V242H136ZM135 243V244H136ZM184 243V244H183ZM241 243H239V244H241ZM5 244H7V245H5ZM16 244V245H15ZM46 244V245H45ZM51 244V245H52ZM115 244L117 245V244H119V245H117V246H121L120 244H122L123 245V247H121V249H120V247L118 248V249H114V253H116L117 251L118 252H122L123 254H121L120 256H117V257H114V253H113V247L114 248H116L115 247ZM130 244V243H129ZM157 244V245H158ZM10 245H13V246H15V249H13V248H11V247H13V246H11L10 247ZM45 245V246H44ZM99 245L97 246V247H99ZM152 245H154V246H152ZM182 245H184V247L182 246ZM194 245V246H193ZM237 245H238V243H237ZM46 246L47 247H49V251H48V248H46ZM68 246H70V245H68ZM78 246L79 247H81V248H78ZM85 246V245H84ZM92 246V245H91ZM111 245L110 244H108V247H110ZM146 247V249H145V247ZM151 246L152 247V251L151 250H147L149 247ZM175 246V247H174ZM180 246H182L181 248H180ZM5 247H7V248H5ZM18 247H20L17 251L18 252H20L21 254H19V256L21 257V255H22V257L20 258V257H18V255H17V252L15 253V251H16V249L18 248ZM71 247V246H70ZM86 247V246H85ZM84 247V248H85ZM131 247V248H132ZM148 247V248H147ZM150 247V248H151ZM176 247H178V248H176ZM209 247V248H208ZM43 248H46V250L45 251H43L44 249ZM78 248V249H77ZM124 248H126L125 250H127V249H129V250H127V251H124L123 249ZM174 248H176V249H174ZM182 248H184V249H182ZM241 248V247H240ZM251 248V247H250ZM5 249V250H4ZM20 249H23V253H22V251L20 250ZM37 249V250H36ZM86 249V248H85ZM3 250V251H2ZM8 251L9 252V254H7L5 251ZM15 250V251H14ZM20 250V251H19ZM61 250V249H60ZM84 250V249H83ZM98 250H107V251H104L105 252V257H104V255H101V256H99V253H98ZM117 250V251H116ZM120 250V251H119ZM168 250V251H167ZM183 250V251H182ZM187 250V251H186ZM12 251H14V252H12ZM47 251V252H46ZM59 251V250H58ZM89 251V250H88ZM116 251V252H115ZM161 251V252H160ZM177 251V252H176ZM206 250H205V252H207ZM12 252V253H11ZM25 252L27 253V258L25 257ZM51 252V253H52ZM125 252V253H124ZM127 252H129V253H127ZM164 252V254H162ZM171 252V253H170ZM179 252V254H177ZM238 252H239V250H238ZM93 253V254H92ZM95 253H98V255L96 254V255H94ZM108 253H109V255H108ZM113 253V254H112ZM160 253V254H159ZM167 253H169V254H167ZM182 253V254H181ZM190 253V254H191ZM241 253H237V254H241ZM6 256H5V255ZM16 254V255H15ZM40 254V255H39ZM55 254V255H54ZM79 254V255H78ZM171 254V255H170ZM188 254V256H186ZM12 255V256H11ZM13 255H15L16 257H14ZM24 255V256H23ZM33 255H35V256H33ZM39 255V256H38ZM60 255V256H59ZM67 257H66V256ZM84 255V256H83ZM87 255V256H86ZM94 255V256H93ZM130 255H131V257H130ZM197 255V256H196ZM207 255V254H206ZM63 256V257H62ZM79 256H81V258L79 257ZM83 256V257H82ZM93 256V257H92ZM162 256H161V258H162ZM172 256H174V257H172ZM182 256V257H181ZM193 256H191L192 257V259H193ZM201 256H202V254H201ZM203 256H204V254H203ZM252 256V257H251ZM10 257V258H9ZM36 257V258H35ZM62 257V258H61ZM65 257V258H64ZM71 257V258H70ZM79 257V258H78ZM88 257V258H87ZM95 257H97V258H95ZM100 257V258H99ZM104 257V258H103ZM127 257H129V258H127ZM196 257V258H195ZM208 257V255L205 257V259ZM210 257V256H209ZM213 257V256H212ZM251 257V258H250ZM256 257H258L257 259H258V261L260 262V263H256V262H258V261H256L255 259H256ZM35 258V259H34ZM38 258V259H37ZM67 258H68V260H67ZM85 258V259H84ZM93 258H95V259H93ZM127 258V259H126ZM183 258V259H182ZM202 258H204V257H202ZM211 258V257H210ZM4 259H7V260H4ZM12 259H13V261H12ZM21 261H20V260ZM61 259V260H60ZM62 259H64V261L62 260ZM70 259V260H69ZM80 259V261H82V262H80L79 263V260ZM82 259H84V260H82ZM86 259H87V261H86ZM89 259H91V260H89ZM103 259H105V260H103ZM124 259H125V261H124ZM169 259V258H168ZM194 259H193V261H194ZM214 259H215V261H214V264H223L224 263V260L223 259H221V258H219V257H215L214 256ZM0 260V261H1ZM8 261V262H4V261ZM10 260V261H9ZM16 260H18V261H16ZM60 261L59 263L58 262H54V261ZM94 260V261H93ZM95 260H98V261H95ZM100 260H103V261H100ZM160 260H162V259H160ZM175 260V261H174ZM184 260V261H183ZM202 260V259H201ZM211 260V261H212ZM17 262V263H15V262ZM34 261V262H33ZM49 261H45L44 263H46L47 264V262H48V264H50V262ZM63 261V262H62ZM85 261V262H84ZM208 262V260H204L203 262H204V264H207L206 262ZM213 261H212V263H213ZM12 262V263H11ZM102 262H104V263H102ZM173 262V263H172ZM201 262V264H203V262L202 261H200ZM220 262H223V263H220ZM253 262H255V263H253ZM192 263V262H191ZM194 264L195 263H199V260H198V262L197 261H194L193 262ZM192 263V264H193ZM187 264V263H186ZM189 264V263H188ZM200 264V263H199ZM210 264H211V262H210Z\"/></svg>",
  "mask_w": 264,
  "mask_h": 264
}]
</instances>
